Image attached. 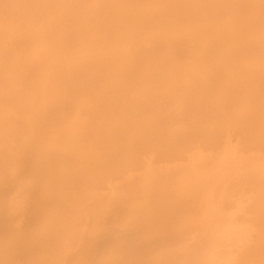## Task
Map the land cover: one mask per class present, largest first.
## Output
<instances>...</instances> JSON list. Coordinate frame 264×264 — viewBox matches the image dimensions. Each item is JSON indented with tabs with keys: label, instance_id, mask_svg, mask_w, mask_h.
<instances>
[{
	"label": "bare ground",
	"instance_id": "6f19581e",
	"mask_svg": "<svg viewBox=\"0 0 264 264\" xmlns=\"http://www.w3.org/2000/svg\"><path fill=\"white\" fill-rule=\"evenodd\" d=\"M161 0H0V38L2 37H7L9 42L13 43L14 45H18L19 42L22 41V43H25L26 41L29 43V45L31 46H37V47H40L41 48V59H43L45 63L44 66L45 68H47L45 71H42L41 74L37 77L39 78V80L36 79V81H39L40 84H39V91L35 94H32V95H28L26 96L25 94H22L18 91V89H16L15 87H7L6 85L4 86V84L2 83V81L0 80V126H2L3 124H5L3 127H0V133H2L3 137L1 136L2 140L3 141H6L7 144L9 145V147H5L7 149H5V156H1L0 155V226L3 228V232L0 231V233L2 232L1 236H0V264H20V262L18 263L17 261V257L15 254H19L21 257H27V258H32L34 264H60L62 262L63 264V253H62V244H61V234H62V231L63 230H66V227L68 225V221H70L71 216L72 214L74 215V218H78L76 217L78 215L75 216V213H73L72 211V208L77 206L78 207V204L80 202H82L83 198H85L88 194V191L91 190L89 189L91 186H89V184L91 183V181H97L98 178H100L102 172L107 168L111 171V169L114 167V166H117V162L120 161V158L122 156V154L125 156H128L127 153H130L131 155H136L138 154L137 153V149L140 150V152H142V149H139L141 146L143 147L142 144H145L146 142V146L147 145V142L150 140H152L150 143V145H152V142H155V140L158 138L157 136L160 134L158 132H160V129L162 130L163 127H165V125H168L169 122L167 121V123L164 121L165 118L162 117V112L164 113V111H161L162 110V103L166 100V94L165 93L166 91L168 92V94L170 95V91L168 90H165L164 88H160L158 91L156 90L154 93H152L151 90H147L150 86H148V88L146 89L147 91H149V94H152V97L151 99L153 98L154 101L152 100V103L153 104H150L148 106H144V105H139L141 103H137L136 101H133V103L131 102L132 100H130V96H129V92H128V95L130 99H128V97L125 95L124 93V89L125 91L127 90L126 88L130 87V86H133L135 83L139 84L136 79L138 76H141L143 77L144 74H141L142 71L139 69L138 71H135V64L133 66L131 65L130 62H127L128 61V58L126 61V64L125 62L123 63L121 59H123V57L118 60V58H120V55L118 56V58H115V55H117V52L115 50H119L117 49L116 47L118 48H121V46L123 47V49L125 48L123 44L125 43H122V41H131L133 42L132 46L135 45V41H137L135 39V33H137L138 35H140L139 33L141 32H145L146 31L148 32L146 38L147 39H150V40H147L148 41H155L157 39V31L161 30L163 27H171V28H176L175 25H177V28L179 27L178 25H180V23H184V26H180L182 28L184 33L186 32L190 37H192L193 41L191 42L195 44V42L198 41H205L207 40L208 43H203V48L201 49V51H197L196 55H195V60H200L201 59V62H202V65H203V68L205 67V65H209L210 69H213L215 71V74L217 75L218 73H220L221 71H223L224 69H226V65L227 64H230V62L232 60L235 59V57L238 55L237 54V51H235L234 49L237 47V44L235 46V44H233L235 47L234 49L232 50H228L231 55V52H232V55L230 56L227 51L226 55L228 56H223L225 55L224 53H221L222 55H219V57H214L215 59H212V56L217 54L218 55V50H219V46L216 42V39L215 41H212L211 40V37L209 35V31L207 26H209L208 24L212 23L209 21V23L207 24L206 26V23L205 25H203V23H201L200 21H202L203 19L199 16V15H192L191 13H189L188 16H184V13L181 12V10L177 12H167L166 14H162L161 12H159V10L156 9V7H158L159 3H160ZM167 1V0H166ZM172 1V0H171ZM178 1V0H177ZM181 1V2H180ZM187 1H191V0H179V2L181 3L180 5L181 6H185V7H188L189 4H187ZM197 1V0H196ZM200 1V0H199ZM202 1V0H201ZM210 1V0H209ZM220 1V0H217V2ZM225 1H230V0H225ZM234 2V0H232ZM230 1V2H232ZM238 2V0H236ZM243 1V0H242ZM251 1V0H249ZM256 1V0H255ZM162 2V1H161ZM169 2V1H168ZM174 2V1H172ZM178 2V3H179ZM205 2V1H204ZM208 2V1H207ZM213 2V0H212ZM221 2V1H220ZM224 2V0L222 1ZM228 2H226L228 4ZM193 3V2H191ZM199 3V2H198ZM197 3V4H198ZM251 4V2H248ZM253 3V2H252ZM260 3V2H259ZM173 3H169L168 5H170ZM194 4V3H193ZM196 4V3H195ZM196 4V5H197ZM202 5V2L200 3ZM204 4V3H203ZM207 4V3H206ZM211 4V3H210ZM215 4V1L214 3ZM217 4V3H216ZM225 5V3H222ZM231 4V3H229ZM233 5H235L234 3H232ZM264 4V3H263ZM263 4L261 3V5L263 6ZM179 5V4H178ZM232 5V6H233ZM237 5L239 6V3H237ZM248 5V4H247ZM162 6V5H161ZM164 6H166V4H164ZM175 6V5H174ZM200 6V5H199ZM226 6V5H225ZM229 5L226 6V10L224 11H228V13L231 11H229V7H231V5L228 7ZM242 6V5H241ZM249 6V5H248ZM251 6V5H250ZM171 7V6H170ZM176 7V6H175ZM180 7V6H179ZM198 7V6H197ZM202 7V6H201ZM200 7V8H201ZM204 7V6H203ZM206 7V5H205ZM219 7H221V9L223 8L224 9V6L222 7V5H220ZM234 7V6H233ZM230 8V9H233L236 8ZM253 7V6H252ZM259 7V6H258ZM161 8V7H160ZM174 8V7H173ZM182 7H180L181 9ZM192 10H193V6L191 7ZM195 8V6H194ZM199 8L200 11H206V10H201ZM217 10L219 9L218 7H216ZM215 8V9H216ZM241 8V7H240ZM239 8V9H240ZM167 9L169 10V7H167ZM183 9V8H182ZM196 9V8H195ZM205 9V8H204ZM208 10V7L206 8ZM212 9V8H211ZM237 8V10H239ZM251 9V7L249 8ZM258 9V8H257ZM261 6H260V9L259 11L262 12L263 10H261ZM264 9V7H263ZM161 10V9H160ZM171 10V9H170ZM169 10V11H170ZM173 10V9H172ZM178 10V9H176ZM185 10V9H184ZM198 10V9H197ZM232 10V11H233ZM236 10V9H235ZM241 10V9H240ZM248 10V9H247ZM246 10V11H247ZM196 11V10H195ZM199 11V12H200ZM209 11V10H208ZM212 10H210L209 12H211ZM213 11H214V8H213ZM250 11V10H249ZM253 11V10H252ZM188 12H189V8H188ZM207 12V11H206ZM217 11H214V13L216 14ZM234 12V11H233ZM232 12V14H233ZM239 12V11H238ZM256 11H253V14L255 13ZM259 12V13H260ZM196 13L198 14V12L196 11ZM202 13V12H201ZM205 13V12H204ZM203 13V14H204ZM212 13V12H211ZM213 13V14H214ZM235 13V12H234ZM237 13V12H236ZM240 13V12H239ZM246 13V12H245ZM251 13V12H250ZM257 13V14H259ZM263 13V12H262ZM261 13V17L263 18V14ZM191 14V15H190ZM207 14V13H205ZM214 14V16H215ZM227 14V12L225 13ZM230 14V13H229ZM248 14V12L246 13ZM245 14V15H246ZM252 14V13H251ZM252 14V15H253ZM208 15V14H207ZM217 15V14H216ZM231 15V14H230ZM230 15H227V17H230L232 18ZM203 16V15H202ZM209 16V15H208ZM223 16V15H222ZM235 16L236 18V14L233 15V17ZM238 16V14H237ZM240 16V15H239ZM244 17V15H242ZM249 16V15H248ZM247 16V17H248ZM216 18V17H215ZM219 18V16H218ZM221 18V17H220ZM235 18H232L235 19ZM252 18H255L254 16ZM202 19V20H201ZM238 19V17H237ZM218 20V19H217ZM241 21V18L239 19ZM244 20V18H243ZM242 20V21H243ZM248 20V19H247ZM246 18L244 21H247ZM253 20V19H251ZM259 19H255L253 20V23L249 25V27L252 28V25L255 24L254 21L258 24L259 22ZM263 20V19H262ZM207 21V19H206ZM234 21V20H233ZM241 21V23L243 24V22ZM261 21V20H260ZM264 21V20H263ZM200 22V23H199ZM205 22V21H204ZM208 22V21H207ZM214 22V21H213ZM221 22V21H220ZM235 22H236V19H235ZM248 22V23H249ZM239 24V21L237 22ZM236 23V24H237ZM246 23V22H245ZM244 23V25H245ZM241 24V25H242ZM247 24V23H246ZM261 24H263L261 22ZM212 25V24H211ZM215 25V24H214ZM216 25H219L218 23ZM228 25V24H227ZM247 25V26H248ZM206 26V28H205ZM223 26V25H222ZM246 26V27H247ZM257 27L259 26L256 25ZM264 25H260V27H263ZM226 27V26H225ZM233 27V26H232ZM231 27V28H232ZM242 27V26H240ZM246 27H242L244 29H241V28H238L241 29L239 30V32H242L246 29ZM224 28V26H223ZM230 28V27H229ZM228 28V29H229ZM250 28V29H251ZM255 28V27H254ZM143 31H142V30ZM170 29V28H169ZM169 29L168 31H165V32H169ZM227 29V28H226ZM257 29V28H256ZM259 29V28H258ZM257 30H254L255 32L258 31ZM261 29V28H260ZM259 29V30H260ZM163 30V29H162ZM173 30V29H172ZM179 30V29H178ZM222 30V29H221ZM247 30H248V27H247ZM262 30V29H261ZM133 31H136L135 33ZM175 31V30H174ZM227 31V30H225ZM234 31V30H231V32ZM249 31H252L249 30ZM263 31H264V28H263ZM134 35H132L133 33ZM160 32V31H159ZM230 32V31H229ZM228 32V33H229ZM254 32V33H255ZM262 32V31H261ZM260 32V33H261ZM132 33V34H131ZM164 33V32H163ZM243 33V32H242ZM251 33V32H250ZM250 33H248L247 31V35H250ZM253 33V32H252ZM259 33V32H258ZM264 33V32H262ZM136 34V35H137ZM224 34V33H223ZM227 34V33H226ZM246 34V30H245V33ZM243 34V35H244ZM257 34V33H256ZM142 35V33H141ZM161 35V34H160ZM213 35V33H212ZM225 35V34H224ZM229 35V34H228ZM227 35V37H229ZM246 35V37H247ZM255 35V34H253ZM253 35L251 37H253ZM259 36H261L260 34H257ZM172 36V35H171ZM188 36V37H189ZM220 36V34H219ZM237 36V35H236ZM258 36V38H259ZM141 37V36H140ZM143 39L145 40L146 38L142 35ZM161 37V36H160ZM159 37V38H160ZM214 37V35H213ZM218 37V36H217ZM224 36H221V40ZM226 35H225V38H227ZM238 37V36H237ZM256 37V36H254ZM263 37V34L262 36ZM3 38V39H4ZM137 38V36H136ZM224 38V39H225ZM248 38V37H247ZM26 41L24 42L23 40ZM135 39V40H133ZM187 39V38H186ZM264 39V38H263ZM263 39H261L262 41H264ZM219 40V41H221ZM229 40V38H228ZM255 39H253L254 41ZM139 41V40H138ZM159 41V40H158ZM185 41V40H183ZM223 41V40H222ZM221 41V42H222ZM227 41V40H226ZM233 41V40H232ZM250 41L252 42V38L250 39ZM249 39L247 42H250ZM259 39H258V44L259 43ZM260 41L262 44L264 42ZM140 42V41H139ZM187 42V41H186ZM220 42V43H221ZM229 42V41H228ZM227 42V43H228ZM256 42V40L254 41V43ZM27 43V44H28ZM146 43V41H145ZM202 43H201V46H202ZM216 43V44H215ZM226 43V42H225ZM253 43V44H254ZM127 44V43H126ZM125 44V46H126ZM130 46H131V43H129ZM137 44V43H136ZM147 44V43H146ZM151 44V43H150ZM162 44V43H161ZM223 44H224V41H223ZM252 44V43H251ZM252 44V45H253ZM261 44V45H262ZM138 45V44H137ZM182 45V44H181ZM193 45V44H192ZM200 45V44H199ZM197 45V46H199ZM221 45V44H219ZM228 45V44H226ZM224 45V46H226ZM264 45V44H263ZM128 46V47H130ZM131 46V47H132ZM136 46V45H135ZM161 46V45H160ZM251 46V45H250ZM255 47H258V48H261L264 46H258L257 44L255 45ZM4 47V46H3ZM19 47V46H18ZM137 47V46H136ZM185 47V46H184ZM191 47V45H190ZM194 47V46H193ZM191 47V48H193ZM227 47V46H226ZM233 47V46H232ZM242 47V45H241ZM252 47V46H251ZM26 49V47H24ZM31 48V47H30ZM195 48H201V47H195ZM221 48H223L221 46ZM220 48V49H221ZM228 48V47H227ZM229 48L231 49V47L229 46ZM238 48H240L238 46ZM244 48V47H243ZM254 48V47H252ZM251 48V49H252ZM29 49V47H28ZM122 49V48H121ZM120 49V50H121ZM130 49V48H129ZM189 49V48H187ZM194 49V48H193ZM193 49H190L189 51H192ZM226 48L224 47V49H222L221 51L223 52V50H225ZM0 52L2 54H4V59L8 56V51L6 48H0ZM19 50V49H18ZM125 50V49H124ZM131 50V49H130ZM237 50V49H236ZM241 50L238 49V52ZM258 49L254 48L252 49V51H256V54L259 52V50L257 51ZM261 50V49H260ZM264 50V49H262ZM25 51V50H24ZM30 51V50H28ZM27 51V53L29 54V52ZM127 51V49H126ZM162 51V50H161ZM168 51V50H167ZM185 51L188 52V50L185 49ZM184 51V52H185ZM220 51V52H221ZM245 51V50H244ZM250 51V52H252ZM120 52V51H119ZM122 52V50H121ZM120 52V53H121ZM133 52H136V51H133ZM132 52V53H133ZM179 52V56L180 55V51ZM177 52V53H178ZM183 52V51H182ZM243 52V51H241ZM246 52V51H245ZM254 52H252L253 54L252 55H256ZM260 52H263V51H260ZM259 52V54H260ZM21 53V52H20ZM27 53H23L25 55H28ZM116 53V54H115ZM124 53V52H122ZM121 53V54H122ZM126 53V52H125ZM130 53V52H129ZM138 53V52H137ZM163 53V52H162ZM164 54V53H163ZM183 54V53H181ZM188 54V53H187ZM186 54V55H187ZM241 54H245V53H241ZM264 54V53H263ZM124 55V54H123ZM127 55V54H126ZM135 55V53H134ZM144 55V54H143ZM185 55V53H184ZM189 55V54H188ZM247 55V53H246ZM249 55V54H248ZM247 55V56H248ZM158 56V55H157ZM166 56V55H165ZM244 56V55H243ZM242 56V57H243ZM264 56V55H263ZM27 57V58H26ZM25 59H28L29 57L26 56ZM37 57V56H36ZM128 57V56H127ZM155 57H156V53H155ZM154 57V58H155ZM183 57V56H182ZM190 57V56H189ZM238 57V56H237ZM241 57V58H242ZM256 57V56H254ZM257 57H258V54H257ZM256 57V58H257ZM261 57V54L259 55V59ZM135 58V57H134ZM170 58V57H169ZM192 58V57H191ZM190 58V59H191ZM228 58V59H227ZM248 57H246V59H248ZM253 58V57H252ZM256 58H253V59H256ZM257 58V59H258ZM263 58V57H261ZM124 59H126V56H124ZM133 60V58H131ZM129 59V60H131ZM145 59V58H144ZM148 59V58H147ZM157 59V58H155ZM157 62V60H155ZM162 59V58H161ZM180 59V58H179ZM182 59V58H181ZM256 59V62L258 61H261L258 59L257 61ZM29 60V59H28ZM27 60V62H28ZM31 60V59H30ZM160 58H158V62H159ZM187 60V59H186ZM241 60V59H240ZM251 60V58H250ZM249 60V63L251 62V64H253L254 62H252V60L250 61ZM8 61V60H7ZM18 59L16 58H13V62L17 63ZM42 61V60H41ZM124 61V60H123ZM134 61V60H133ZM143 61V60H141ZM161 61V60H160ZM243 61V60H242ZM35 62V61H34ZM245 62V61H243ZM247 62V61H246ZM264 62V60H263ZM7 63V62H6ZM5 63V64H6ZM20 63V62H19ZM42 63V62H41ZM130 63V65L128 64ZM133 63V62H132ZM135 63V62H134ZM140 63V61H139ZM144 63V62H143ZM146 63V61H145ZM149 63V62H147ZM173 63V62H172ZM177 63V62H176ZM196 63V62H195ZM237 63L236 60H234V63H231V64H235ZM260 63V62H258ZM257 63V64H258ZM4 64V61H3V58H1L0 56V78H2L1 76L4 74L5 71H3V65ZM8 64H9V61H8ZM22 64V63H21ZM141 64V63H140ZM163 64V63H162ZM165 65H167L166 63H164ZM182 64V63H181ZM246 64V63H245ZM255 64V63H254ZM256 64V66H258ZM7 65V64H6ZM143 65V64H142ZM146 64H144L143 66H145ZM150 65V64H149ZM153 65V64H152ZM177 65V64H176ZM196 65V64H195ZM200 65V64H198ZM243 65V64H242ZM261 65V64H260ZM9 66V65H8ZM141 66V67H143ZM155 65H153L154 67ZM168 66H170V64H168ZM175 66V65H174ZM173 66V68H174ZM233 66V65H232ZM237 66V65H236ZM235 66V68L237 69V67ZM262 66V65H261ZM15 69L16 66H13ZM150 67V66H149ZM148 65H147V68L149 69ZM152 67V68H153ZM162 67V66H161ZM196 67V66H195ZM195 67L193 69H195ZM198 67V66H197ZM208 67V66H206ZM213 67V68H212ZM251 67V66H250ZM254 67V66H253ZM43 68V67H42ZM144 68V67H143ZM146 68V66H145ZM145 68L143 70H145ZM151 68V67H150ZM163 69L166 68L162 67ZM171 68V67H170ZM177 68L179 69L180 68V65L179 67L177 66ZM231 68V67H229ZM234 68V67H232ZM241 68H243L241 66ZM12 69V70H13ZM21 69V68H20ZM33 69V67H32ZM36 69V68H35ZM146 69V70H148ZM155 69V67H154ZM153 69V71H154ZM161 69V68H160ZM159 69V70H160ZM169 69V68H167ZM177 69V70H178ZM201 69V67H200ZM198 68V70H200ZM244 69V68H243ZM18 70V68H17ZM137 70V69H136ZM158 70V69H156ZM165 70V69H164ZM163 70V71H164ZM176 70V71H177ZM192 70V69H191ZM209 70V69H208ZM238 70V69H237ZM241 70V69H240ZM240 70H238L237 72H239ZM254 68L252 69V73H254ZM258 72H261L258 68H257ZM257 70L255 71V73L257 72ZM21 71V70H19ZM151 71V70H148V72ZM170 71V70H169ZM194 71V70H192ZM204 70H202V73H203ZM212 70H210L211 72ZM232 72H235L231 69ZM248 70L245 68V70H243V73H245V75L247 76V74L250 73V75H252L251 72H245ZM263 71V70H262ZM14 72V70H13ZM12 72V73H13ZM22 72V71H21ZM33 72L35 73L34 69H33ZM156 72V71H155ZM158 72V71H157ZM156 72V73H157ZM165 72V71H164ZM163 72V73H164ZM189 72V71H188ZM196 72V70H195ZM199 71H197L198 73ZM213 72V71H212ZM224 72V71H223ZM226 72V71H225ZM224 72V73H225ZM228 72L230 71H227V74ZM242 72V71H240ZM9 73V72H8ZM33 73V74H34ZM143 73H146V71H143ZM161 73V72H160ZM167 73V72H166ZM171 73V72H170ZM169 73V74H170ZM175 73V72H174ZM191 73V71H190ZM193 73V72H192ZM207 72H205L206 74ZM222 73V72H221ZM222 73V74H224ZM254 73V74H255ZM14 74V73H13ZM12 74V75H13ZM29 74V72H28ZM32 74V75H33ZM151 75L153 73H150ZM150 74H149V77H150ZM181 74L178 72V75ZM185 74L182 73L181 75ZM204 74V75H205ZM213 74V73H212ZM211 74V75H212ZM213 74V75H215ZM226 74V73H225ZM241 75V73H239ZM253 74V75H254ZM258 74V73H257ZM255 74L256 76H259ZM263 74V73H262ZM27 75V74H26ZM25 75V76H26ZM158 75V74H157ZM161 75V74H160ZM163 75V74H162ZM161 75V76H162ZM177 75V82L180 81L179 77L180 75L178 76ZM192 75V74H191ZM201 74H199L200 76ZM203 75V74H202ZM229 75H232L229 73ZM235 75V74H234ZM239 75V76H240ZM7 76V75H6ZM5 76V77H6ZM16 76V75H15ZM15 76H11L10 78L12 77H15ZM37 76V74H36ZM187 76H189L187 74ZM198 76V77H199ZM207 76V75H206ZM210 76V75H209ZM223 76V75H222ZM31 78V76H29ZM145 77H146V80H144L143 83H145L144 85H146L148 83V80L147 78H149L147 76V74H145ZM152 77V76H151ZM149 78V79H152V78ZM183 77V76H181ZM195 77V75H194ZM197 77V76H196ZM197 77V78H198ZM201 77V76H200ZM199 77V78H200ZM203 77V76H202ZM205 77V76H204ZM203 79H206L204 78ZM214 77V76H213ZM213 77H208L209 81L211 79H213ZM217 76H215L216 78ZM229 77V76H227ZM249 77V76H247ZM246 77V78H247ZM262 77V76H261ZM4 78V77H3ZM140 78V77H139ZM144 78V77H143ZM159 78V77H157ZM163 78V77H162ZM174 78V77H173ZM189 78V77H188ZM196 78V80L198 81V79ZM218 78V77H217ZM223 79V77H220ZM230 78V77H229ZM245 78V79H246ZM256 78V77H254ZM16 79V78H15ZM19 79V78H17ZM33 79V78H31ZM155 80L156 79V75H155ZM170 79L171 76H170ZM194 79L193 77L191 78L190 77V80ZM201 79V78H200ZM228 79V78H227ZM231 79V78H230ZM243 78V80H245ZM248 79V78H247ZM22 79H19V81H21ZM24 80V79H23ZM169 80V79H168ZM176 80V79H175ZM175 80H172V81H175ZM189 80V79H187ZM186 80V81H187ZM189 80V82H190ZM255 82L256 80L253 79ZM7 81V80H6ZM147 81V82H145ZM151 82H154L152 80H150ZM160 81V80H159ZM164 81L163 83H165V81H167L166 79L165 80H162ZM183 81V80H182ZM204 81V80H203ZM206 81L208 82V80L206 79ZM212 81V80H211ZM216 81V80H214ZM214 81H213V85L212 86H215L214 85ZM221 81V80H220ZM218 81V82H220ZM225 81V80H224ZM225 84H227L226 82H224ZM236 81V77H235V80ZM233 81V83H234ZM242 81V80H241ZM247 81V80H246ZM252 81V79L250 80ZM248 80V82H250ZM27 82V81H26ZM26 82L24 83V85L26 84ZM29 82V81H28ZM27 82V83H28ZM31 82V81H30ZM35 82V80H34ZM37 82V83H39ZM128 82V83H127ZM150 82V83H151ZM156 82V81H155ZM171 81H169L170 83ZM176 82V81H175ZM176 82V83H177ZM185 82V81H184ZM183 82V83H184ZM194 82L192 80V83H188L189 84H192L194 85ZM217 82V81H216ZM217 82V83H218ZM228 82V81H227ZM231 82H232V79L231 81L228 83L231 85ZM246 82V83H248ZM9 83V82H8ZM13 83V82H12ZM21 84L23 83L20 82ZM141 83V84H143ZM168 83V84H169ZM181 83V81H180ZM212 83V82H211ZM221 83V82H220ZM218 84V85H224V84ZM232 83V84H233ZM236 83V82H235ZM251 83V82H250ZM15 84V83H14ZM29 84V83H28ZM32 84V83H30ZM149 84V83H148ZM158 82H156L155 84H151L152 86L154 85H157ZM166 84V83H165ZM163 84V85H165ZM171 84V83H170ZM174 84V83H173ZM197 85V82L195 83ZM200 85V82L198 83ZM202 84V83H201ZM205 84V82H204ZM238 84L240 83H237L236 85L238 86ZM242 84H243V81H242ZM257 84H264L262 83V80H261V83H258L257 81ZM18 85V84H16ZM161 86V84H158ZM167 85V84H166ZM165 85V86H166ZM172 85V84H171ZM191 85V87H193ZM199 85L198 88L200 87ZM207 85V84H206ZM234 85V87L236 86ZM244 85V84H243ZM27 86V85H26ZM30 87V85H28ZM27 86V87H28ZM34 86V85H33ZM137 86V85H136ZM145 86V88L147 87ZM164 86V87H165ZM176 86V85H175ZM179 86V85H177ZM195 86V85H194ZM196 86V88H197ZM211 86V87H212ZM217 86V85H216ZM241 86V84H240ZM20 87V86H19ZM22 87V85H21ZM24 87V86H23ZM140 88V86H137ZM136 87V88H137ZM144 87V86H143ZM173 87V86H172ZM169 87L168 88H172ZM182 87H186V86H182ZM190 87V85H189ZM189 87L186 89L187 91L189 90ZM203 88V85L201 86ZM220 86H217V90L219 89ZM231 87V86H230ZM242 87V86H241ZM246 87V86H245ZM250 87V85H249ZM248 87V88H249ZM25 88V87H24ZM133 87H131L132 89ZM136 88H133L136 90ZM137 90V93H141L139 92L140 90ZM144 88V89H145ZM151 88V87H150ZM153 88V87H152ZM166 88V87H165ZM166 88V89H168ZM209 88V87H208ZM237 88V87H236ZM234 88V89H236ZM248 88H246L248 90ZM251 88V87H250ZM260 88V87H259ZM35 89V88H34ZM143 89V88H142ZM143 89V91H144ZM155 89V88H154ZM174 90H176V88H173ZM178 89V88H177ZM184 88H179V90H183ZM191 89V88H190ZM213 89H215L213 87ZM230 89V88H229ZM232 89V91L234 90ZM243 90V91H246L245 89L243 88H240V90ZM258 89V88H257ZM21 90V89H20ZM32 90V89H31ZM146 90L144 91L145 93L148 94V92H146ZM172 90V89H171ZM178 90V91H179ZM206 90L210 91V88ZM237 90L239 91V88H237ZM241 90V91H242ZM260 90V89H259ZM262 90V89H261ZM33 91V90H32ZM130 91V89L128 90ZM134 91V90H133ZM154 91V90H153ZM173 91V90H172ZM186 91V92H187ZM194 91H198V90H193L189 91V92H194ZM206 91V92H207ZM219 91V90H218ZM228 90V92H225V93H230L232 91ZM236 91V90H235ZM235 91L233 96L234 95L236 96V94L238 95H241L237 92L235 94ZM243 91H242V95H243ZM249 91V90H248ZM246 91V92H248ZM252 91V90H251ZM256 91V90H255ZM263 91V90H262ZM261 91V92H262ZM175 92V91H174ZM177 92V90H176ZM183 92H185L183 90ZM215 91H213L214 93ZM253 92V91H252ZM257 92V91H256ZM260 92V93H261ZM165 93V95L163 94ZM180 93V96L182 97L183 95H181V91L179 92ZM179 93H175L177 95H179ZM212 93V92H211ZM219 93V92H217ZM221 93V92H220ZM143 94V93H142ZM147 94H145L147 96ZM167 94V96H168ZM174 95V93L171 92V95ZM198 94V93H197ZM196 94V96H197ZM207 94H209V92L206 93V97H207ZM216 94V92L214 93ZM245 94L247 93H244V96ZM251 94V93H250ZM264 94V93H263ZM131 95V94H130ZM136 95V94H135ZM134 95V96H135ZM164 95V96H163ZM193 95V94H192ZM190 94V96H192ZM199 95V94H198ZM201 95V94H200ZM199 95V96H200ZM209 95H212V94H209ZM220 97H223L221 94H219ZM218 96L217 97V100H218ZM226 95V94H225ZM224 95V96H225ZM230 95L227 94V96L229 97ZM141 96V94H140ZM144 96V95H143ZM145 96V99L148 97ZM185 96V95H184ZM183 96V98H180L179 101H183V99H185ZM188 96V98L190 97ZM195 95H193L194 97ZM198 96V97H199ZM247 96V95H246ZM249 96V95H248ZM139 97V95H138ZM166 97V98H165ZM171 97V96H170ZM186 97V96H185ZM201 97V96H200ZM212 97V96H210ZM215 97V95L213 96ZM212 97V100H214ZM215 97V98H216ZM226 97V96H225ZM239 97V96H237ZM260 98V96H258ZM257 97V98H258ZM135 98V97H134ZM137 98V97H136ZM141 100L142 98L144 99V97H139ZM150 98V97H149ZM204 98V97H203ZM246 98V97H245ZM264 98V97H263ZM133 99V97H132ZM211 98H209L210 100ZM224 99V98H223ZM229 99V98H228ZM230 99H233V98H230ZM229 99V100H230ZM248 99V98H247ZM252 99V98H251ZM130 102H129V101ZM135 100V99H134ZM138 100V99H136ZM149 100V99H148ZM170 100V99H168ZM173 100V99H172ZM191 100V99H190ZM201 100V99H200ZM216 100V102H217ZM250 100V99H249ZM255 99L253 98V101ZM145 101V100H143ZM147 101V100H146ZM171 101V100H170ZM175 101V100H174ZM173 101V102H174ZM180 101V103H182ZM202 101H204L202 99ZM221 101V99H220ZM231 102L233 100H230ZM238 101V100H237ZM251 101V100H250ZM257 103L259 102L258 99H256ZM137 104H136V103ZM140 102V101H139ZM167 102V101H166ZM197 102H198V99H197ZM205 102V101H204ZM215 102V101H214ZM226 102V101H225ZM224 101L222 102H218L216 103L218 106L220 103H225ZM235 102V101H234ZM239 102V101H238ZM263 102V101H261ZM259 102V103H261ZM149 104V101L147 102ZM194 103V102H193ZM192 103V104H193ZM201 103V102H200ZM206 103H208L206 101ZM213 103V102H212ZM145 104V103H144ZM165 104V102H164ZM185 104V102H184ZM195 104V103H194ZM205 104V103H203ZM229 103H227L228 105ZM238 104V103H237ZM236 104V105H237ZM246 104V103H245ZM264 104V103H263ZM171 105V104H170ZM174 105V104H172ZM177 104H175L174 106H176ZM180 105V104H179ZM188 105V104H185V106ZM206 105V104H205ZM209 105V104H208ZM225 105V104H224ZM254 105V104H253ZM260 105V104H259ZM258 105V106H259ZM262 105V104H261ZM169 106V105H168ZM173 106V107H174ZM189 108L190 105H188ZM198 106V104H197ZM200 106V105H199ZM210 106V105H209ZM214 106V105H213ZM229 106V105H228ZM232 106V105H231ZM257 106V108H259ZM160 107H161V110H160ZM166 108L167 105H163V108ZM172 107V108H173ZM212 107V106H211ZM210 107V108H211ZM223 107V106H222ZM230 107V106H229ZM228 107V109H229ZM241 107V106H240ZM243 107V106H242ZM248 107V106H247ZM251 107V106H250ZM256 107V105L254 106ZM168 108V107H167ZM180 108V107H178ZM176 111H177V109ZM188 108V109H189ZM204 108V106H203ZM207 108V107H206ZM206 108H204L205 110H207ZM210 108H208L210 110ZM221 108V107H219ZM227 108V107H226ZM233 108V106H232ZM239 108V107H238ZM257 108H251L252 110H257ZM70 110V109H76L77 110V114H76V120L74 121H79V119L81 118H84V121L83 120H80V121H83V123L81 122H78L77 125H79L80 123V126H76L75 124H73L72 126H75V127H72L73 129L70 130V133H67L68 135H64V138L62 140L60 139H56L54 140L53 142L51 141L50 143L53 144V147L49 145H51L50 143H45L44 141V137L42 135L46 134L47 132L42 133L41 129L42 128H46L49 124L51 125H56V123L58 122V117L57 115H60L62 114L61 112L64 111V110ZM153 109L154 110V113H153ZM169 109H171L169 107ZM168 109V111H169ZM182 109V108H181ZM184 109V107H183ZM192 109H194V107H192ZM199 109V107H198ZM201 110H203L202 108H200ZM212 109V108H211ZM214 109V108H213ZM222 109V108H221ZM224 109V108H223ZM247 109V108H245ZM250 108H248V110H251ZM264 109V108H263ZM262 109V111H263ZM151 110V112H150ZM160 110V111H159ZM186 110V109H184ZM197 109H195L196 111ZM200 110V111H201ZM220 110V109H219ZM260 110V109H259ZM73 111V110H72ZM167 111V109H166ZM172 111V110H171ZM182 111V110H181ZM217 111V109H216ZM215 111V112H216ZM225 111V110H224ZM233 112L236 111V110H232ZM261 111V112H262ZM75 112V110L73 111ZM170 112V111H169ZM174 113V109L172 111ZM193 112V111H192ZM223 112V111H222ZM228 112V111H227ZM232 112V113H233ZM237 112V111H236ZM249 112V111H248ZM259 112L258 111V115H259ZM72 113V112H71ZM70 113V114H71ZM172 113V114H173ZM177 113V112H176ZM179 113H181L179 111ZM195 113V112H194ZM197 113V112H196ZM199 113V111H198ZM201 113V112H200ZM200 113L198 114V116L200 115ZM210 113V112H209ZM208 113V114H209ZM214 113V112H213ZM212 113V114H213ZM218 113V111L216 112V114ZM220 113V112H219ZM231 113V114H232ZM239 113V112H238ZM247 113V112H246ZM251 113V112H249ZM248 113V114H249ZM255 113V112H253ZM75 114V113H74ZM166 114V113H165ZM171 114V112H170ZM190 114V113H189ZM215 114V113H214ZM213 114V115H214ZM227 113V115L231 116L232 115ZM236 114V113H235ZM234 114V115H235ZM263 114V113H262ZM63 115V114H62ZM60 115V116H62ZM68 115V114H67ZM167 115V114H166ZM169 115V114H168ZM186 115V113H185ZM181 117V114H180V118H184V116ZM203 115V114H201ZM212 115V116H213ZM222 116L225 114H221ZM237 115V114H236ZM244 116H247L245 114H243ZM255 115L256 116V113L255 114H252V116ZM257 115V116H258ZM70 116H73V115H70ZM175 116V115H174ZM174 116H171V117H174ZM187 116V115H186ZM216 116V115H214ZM218 116V115H217ZM215 118V120L220 117L218 116ZM221 116V117H222ZM239 116V115H238ZM249 118L247 119H250L251 120H254L255 116H253L254 118L252 119L251 115L249 114ZM262 116L264 115H261V119H262ZM69 117V116H68ZM75 117V116H74ZM73 117V118H74ZM178 117V116H177ZM189 117H192V116H188ZM205 116H203L204 118ZM210 117V116H209ZM243 117V116H242ZM248 117V116H247ZM260 117V116H259ZM175 118V117H174ZM173 118V119H174ZM193 118V117H192ZM195 120L196 117H194ZM202 118V119H203ZM206 118V117H205ZM230 117H228V120H229ZM237 119V117H235ZM234 118V119H235ZM246 118V117H245ZM258 118V117H257ZM75 119V118H74ZM168 119V117H167ZM171 119V118H170ZM171 119V120H173ZM179 119V117H178ZM211 119V122L209 123V125L212 124V118H209V120ZM223 119V118H222ZM222 119H221V123H222ZM234 119L232 120L234 122ZM242 119V118H240ZM239 119V122H243L244 119H242L243 121H240ZM169 120V119H168ZM177 120V118H176ZM176 120L174 121H171L173 124L174 122H176ZM180 120V119H179ZM190 120V119H189ZM207 119H203V121L201 122V125H199L197 122L195 123L196 125L198 124L199 127H197L196 125L195 126H189L190 130H191V134H193L192 132H194V135L195 133H202L203 131H205V129H202V125L204 124H207ZM231 120V118H230ZM229 120V121H230ZM170 121V120H169ZM188 121V120H187ZM192 121V120H190ZM198 121V122H199ZM223 121H226V120H223ZM165 124H164V123ZM170 122V123H171ZM189 122V121H188ZM228 122V121H226ZM247 123L249 121H246ZM245 122V123H246ZM264 122V121H262ZM59 123V122H58ZM57 123V124H58ZM61 123V122H60ZM73 123V121H72ZM180 123V122H179ZM182 123L184 122H181L180 124L183 125ZM190 123V122H189ZM213 123H216L215 121ZM220 123V121L218 122L217 121V124ZM220 123V124H221ZM235 123V122H234ZM246 123V124H247ZM257 123V121H256ZM255 121L254 123H252L253 125L250 127V129L254 128L253 131H256L255 129H257V126H254V124L256 125ZM261 123V122H260ZM172 124V125H173ZM178 125V123H176ZM186 124V122L184 123ZM192 124V122H191ZM190 124V125H191ZM218 124V125H220ZM223 125L225 123H222ZM221 124V125H222ZM245 124V125H246ZM258 124V123H257ZM170 125V124H169ZM208 125V126H209ZM220 125V126H221ZM235 125V124H234ZM237 125V124H236ZM241 125H244V124H241ZM264 125V124H263ZM60 126V125H58ZM171 126V125H170ZM174 126H176L174 124ZM205 126V125H204ZM215 126L214 130H212V125H211V129L208 130V131H211V132H206V137L205 135L203 136V139L204 141H222V146L224 145L223 144V140L227 137H225L223 140H220V136H222V133L224 131H221L220 130V126L218 127L217 125H213ZM216 126L219 128L217 129ZM225 126H227V123L225 124ZM230 126V125H229ZM240 126V125H239ZM250 126V125H249ZM254 126V127H253ZM67 127V126H66ZM70 127V126H69ZM168 127V126H167ZM166 127V128H167ZM173 127V126H172ZM172 127H168V135L167 136V139L169 140L168 142L171 143V145H178V149H179V146L180 145H184V142L182 144L181 141L188 139V134L187 132H185V134H187L186 136L183 135V132L182 135L180 136V131H176L175 128H172ZM179 127V126H177ZM176 127V128H177ZM223 127V126H222ZM235 127V126H234ZM248 127V126H247ZM259 127V126H258ZM260 127H262V125H260ZM259 127V128H260ZM3 128V131H1V129ZM56 129V127H54ZM61 128V127H60ZM59 128V129H60ZM206 128V126L204 127ZM225 128V127H223ZM221 128V129H223ZM229 129V127H227ZM226 128V130H227ZM232 129V127H230ZM51 130L48 126L47 130ZM58 129V128H57ZM63 129V128H62ZM208 129V127H207ZM230 129V130H231ZM239 131H240V128L238 127ZM237 129V130H238ZM243 132L241 131L240 134L242 133V136H243V133L245 132H249V131H252L246 127H243ZM249 129V130H248ZM262 130V128H260ZM44 130V129H43ZM48 130V131H49ZM164 130V129H163ZM166 130V131H167ZM183 130V129H182ZM203 130V131H202ZM224 130V129H223ZM229 130V132H230ZM233 130V129H232ZM234 130L236 131V129L234 128ZM258 130V129H257ZM264 130V129H263ZM62 131V130H61ZM228 131V130H227ZM225 131V132H227ZM252 131V133H253ZM260 131V130H259ZM44 132V131H43ZM50 132V131H49ZM54 132V131H52ZM224 132V133H225ZM228 132V133H229ZM55 135L57 134V137H58V133L57 132H54ZM166 132H164L165 134ZM204 133V132H203ZM226 133V135L228 134ZM235 133V132H234ZM233 133V134H234ZM250 133V132H249ZM252 133H250L252 135ZM263 133V132H262ZM51 134V133H50ZM49 134V136H50ZM53 134V133H52ZM51 134V135H52ZM62 134V133H61ZM65 134V133H64ZM163 134V137H165V135ZM190 134V133H189ZM198 134V135H199ZM231 134V133H230ZM238 134V133H237ZM261 134V133H260ZM47 135V134H46ZM60 135V133H59ZM162 135V133H161ZM255 134L253 133V136ZM264 135V133H263ZM54 136V135H53ZM52 136V137H53ZM188 136V137H187ZM192 136V135H190ZM201 136V135H199ZM248 136L247 134L245 135V137ZM193 137V136H192ZM198 137L197 135L194 137L196 138ZM241 137V136H240ZM252 137V136H250ZM248 136V138L246 137L245 140L249 139L250 138ZM261 138L264 136H260ZM56 138V137H55ZM54 138V139H55ZM62 138V137H61ZM160 138H162L160 136ZM159 138V139H160ZM190 138V137H189ZM200 138V137H199ZM197 138V139H199ZM219 138V139H218ZM232 139H234L232 136H231ZM244 138V137H243ZM164 139V138H163ZM166 139V140H167ZM210 139V140H208ZM218 139V140H217ZM229 139V138H228ZM242 139V138H241ZM240 139V141H241ZM165 140V141H166ZM190 139H188V141H190ZM194 140V139H193ZM201 140V138H200ZM201 140V141H202ZM239 140V138H238ZM244 140V139H243ZM244 140V141H245ZM263 140V139H262ZM2 141V142H3ZM157 142L160 141V144L162 142V140L160 139L158 141V139L156 140ZM165 141L163 140V142L165 143ZM186 141V140H185ZM187 141V142H188ZM199 141V140H198ZM198 141H195V142H198ZM203 141V142H204ZM226 141V139H225ZM231 141V139H230ZM234 141V140H233ZM237 141V138L234 142ZM250 141H251V138H250ZM250 141H246L247 145H245V147H247L250 143ZM264 141V140H263ZM263 141L260 142V146L261 143H263ZM148 142V143H149ZM185 142L187 145H190L189 142L187 143ZM194 142V141H192ZM204 142V143H206ZM219 142V143H220ZM229 142V140H228ZM142 143V144H140ZM180 145H179V144ZM220 143V144H221ZM231 143V142H229ZM233 143V142H232ZM245 142H243L244 144ZM245 143V144H246ZM254 143V142H253ZM256 143V142H255ZM254 143V144H255ZM258 143V142H257ZM160 144L157 146L159 148ZM210 144V142H209ZM240 144V143H239ZM242 144V143H241ZM91 145H94V146H91ZM140 145V146H139ZM149 145V146H150ZM157 145V144H155ZM154 145V146H155ZM164 145H168L167 143L166 144H163L162 148L164 149L166 146ZM171 145L169 144L168 146L171 148ZM185 148H189L190 146H187ZM208 145V143H206V146ZM215 145V142L213 144V147ZM217 145L219 146L218 142H217ZM216 146V149H218V147ZM232 145V144H231ZM230 145V146H231ZM237 145V144H236ZM252 145V143L250 144ZM259 145V144H258ZM264 145V144H263ZM2 146V145H1ZM90 146V148H89ZM145 146V145H144ZM145 146V148H146ZM152 147V146H150ZM173 146V149H175ZM183 146V148H184ZM234 146V145H233ZM232 146V147H233ZM240 146V145H239ZM257 147V145H255ZM3 147V149H4ZM141 147V148H142ZM156 147V148H157ZM176 147V148H177ZM182 147V146H181ZM208 147V146H207ZM211 147V146H210ZM212 147V149H213ZM264 147V146H262ZM260 147V148H262ZM144 149L143 150L146 152V150L148 149ZM153 150L156 151V152H159L161 150V147L159 149V151H157L158 149ZM184 148V149H185ZM187 148V149H188ZM191 148V147H190ZM189 148V149H190ZM215 148V147H214ZM225 148V147H224ZM251 148V147H250ZM249 148V149H250ZM252 148L254 149L255 147L252 146ZM151 149V148H150ZM149 149V153H151L152 151ZM162 149V150H163ZM173 149H170V151L173 153ZM183 149V150H184ZM199 149V148H198ZM223 149V147H222ZM234 149V148H233ZM232 149V150H233ZM242 149V148H241ZM257 150H259L258 148H256ZM167 150V148H166ZM176 150V149H175ZM181 150V149H180ZM190 150H193L192 148ZM189 152H192L190 151ZM200 150V149H199ZM199 150H195L199 152ZM207 150V149H206ZM204 151L202 149V151H204V153L206 154H211L210 152V148H209V152L208 150L207 151ZM215 150V149H214ZM224 150V149H223ZM261 150V149H260ZM259 150V151H260ZM3 151V150H2ZM143 151V153H141L140 155L144 154L145 155V152ZM148 151V150H147ZM151 151V152H150ZM169 151V149H168ZM186 151V150H185ZM184 151V152H185ZM213 151V150H212ZM222 151V150H221ZM227 151V150H226ZM244 151V150H243ZM256 151V150H255ZM254 151V152H255ZM171 152H168V154ZM188 152V151H187ZM194 152V151H193ZM197 152V153H198ZM201 152V150H200ZM233 152V151H232ZM231 152V153H232ZM237 152V151H236ZM235 152V153H236ZM126 153V155L124 154ZM161 153V151L159 152ZM165 153V152H163ZM178 153L176 151H174L173 153V158H175V155ZM186 153V152H185ZM184 153V155H185ZM215 154V151L213 152ZM217 153V152H216ZM220 152L218 151V154ZM222 153H226V152H222ZM221 153V154H222ZM240 153V152H238ZM261 153V152H260ZM154 154V153H153ZM156 154V153H155ZM167 154V156H168ZM187 155H189L188 153H186ZM191 154V153H190ZM193 154V153H192ZM203 154V153H202ZM201 154V155H202ZM264 154V152H263ZM139 155V154H138ZM139 155V157H140ZM163 155V154H162ZM160 155V156H162ZM183 156V152H181V154ZM179 155V156H180ZM199 155V159L201 160L200 156ZM213 155V154H211ZM217 155V154H216ZM233 155V154H231ZM236 155V154H235ZM242 155V153H241ZM25 157V156H31V174L33 175V179L32 180V183H33V187H36V191H37V194L35 195L34 197V201L33 203L31 201H29L30 199H28L29 202H31V208L32 209V214L34 216V226H33V230L31 232H28V233H23L22 235H16V231L12 229V220L13 219V212L16 210L15 208H13L12 204L10 203L9 201V192L10 190H12L11 188L12 187V184L13 182L15 181V179L19 180V176L22 174L23 172V167L22 166L23 164V161L21 160V157ZM164 156V155H163ZM165 156H166V153H165ZM164 156V157H165ZM178 156V155H177ZM191 157V155H189ZM214 156V155H213ZM218 156V155H217ZM216 156V157H217ZM263 156V155H262ZM122 157V158H124ZM133 157L134 159L137 158V157H134V156H131ZM138 157V158H139ZM168 157H171V156H168ZM165 158V159H168ZM196 157V156H195ZM194 157V158H195ZM198 157V155H197ZM211 157V156H209ZM220 157V156H219ZM218 157V158H219ZM232 156H230L231 158ZM237 157V156H236ZM12 158V159H11ZM26 158V157H25ZM30 158V157H29ZM28 158V159H29ZM137 158V160H138ZM177 158V157H176ZM252 158V156H251ZM258 158V157H257ZM142 159V156L140 157V160L138 161H141ZM172 159V158H170ZM169 159V160H170ZM192 159V158H191ZM226 159V158H225ZM239 159V158H237ZM24 160V159H23ZM197 159L195 158L194 161H196ZM205 160V158H204ZM216 160V158H214V161ZM249 160V159H248ZM248 160H245L248 161ZM263 160V159H262ZM26 161V160H25ZM126 161V162H125ZM133 161L132 158H130V156H128V160H127V157L124 158V160H121V162L118 163L119 164H123V165H120V168L122 166H125L126 164L128 163H131ZM136 161V159L134 160ZM134 161L132 162L134 164ZM137 161V162H138ZM192 161V160H191ZM199 161V160H198ZM202 161V160H201ZM225 161V160H224ZM197 162V161H196ZM228 162V161H227ZM234 162V161H232ZM231 162V163H232ZM27 163V161H26ZM29 163V162H28ZM125 163V164H124ZM142 163H143V160H142ZM141 163V165H142ZM201 163V162H199ZM199 163H196L199 165ZM211 163V162H209ZM208 163V164H209ZM237 163V162H235ZM194 164V162H193ZM206 164V163H205ZM207 164V165H208ZM214 164H217L214 163ZM214 164H211V165H214ZM224 164V163H223ZM227 164V163H226ZM239 164V163H238ZM258 164V163H257ZM256 164V165H257ZM25 165V164H24ZM219 165V164H218ZM260 165V164H258ZM127 166V165H126ZM131 166V165H130ZM140 166V165H139ZM194 166V165H193ZM192 166V167H193ZM210 166V165H208ZM238 166V165H236ZM29 167V166H27ZM26 167V168H27ZM132 167V166H131ZM131 167H126V168H129L131 170ZM137 167V164L135 166H133L132 168H135ZM150 167V166H149ZM231 167V166H230ZM229 167V168H230ZM233 167V166H232ZM25 168V169H26ZM118 169V173H116V176L117 174H120V168L116 167ZM125 168V167H123ZM121 168V169H123ZM151 168V167H150ZM213 168V167H212ZM215 168V167H214ZM218 168V167H217ZM237 168V167H236ZM249 168V167H248ZM254 168V166H253ZM256 168V167H255ZM254 168V169H255ZM24 169V171H25ZM29 169V168H28ZM128 169V171H129ZM149 169V168H148ZM223 169V168H222ZM241 169V168H239ZM237 169V171L239 170ZM243 169V168H242ZM259 169H261L259 167ZM115 169H112V173L115 174V172H113ZM125 170V169H124ZM127 170V169H126ZM125 170V171H126ZM220 170V169H219ZM217 169V171H219ZM226 170V169H224ZM256 170V169H255ZM27 171V170H26ZM29 171V170H28ZM154 171V170H153ZM151 170V172H153ZM196 171V170H195ZM211 171V170H210ZM230 171V170H229ZM122 172V171H121ZM124 172V171H123ZM122 172V173H123ZM127 172V171H126ZM224 172V171H223ZM244 172H250V171H244ZM25 173V172H24ZM125 173V172H124ZM196 173V172H195ZM222 173V171H221ZM241 173V172H240ZM28 174V173H26ZM25 174V175H26ZM30 174V175H31ZM159 173L155 174L158 175ZM211 174V173H210ZM214 174V173H213ZM217 174V172L215 173ZM225 174V173H224ZM223 174V175H224ZM232 174V173H231ZM239 174V173H238ZM244 174V173H243ZM245 174H248V173H245ZM29 175V176H30ZM31 175V176H32ZM149 175V174H148ZM154 175V172L153 174ZM167 175V174H166ZM226 175V174H225ZM27 176V177H29ZM153 176L154 177V180L156 181L157 177L159 176ZM161 176V175H160ZM159 176V177H160ZM164 176V175H163ZM217 176V175H216ZM222 176V175H221ZM219 176V177H221ZM235 176V175H234ZM237 176V175H236ZM240 176V175H239ZM19 179H18V178ZM104 177V176H102ZM241 177V176H240ZM239 177V178H240ZM245 177V176H243ZM247 177H249L247 175ZM26 178V176H25ZM106 178V177H105ZM199 178V177H198ZM197 178V179H198ZM230 178V177H229ZM228 178V181L231 180ZM23 179V178H22ZM27 179V178H26ZM25 179V181H26ZM134 179V178H133ZM159 179V178H158ZM237 179V177H236ZM246 179V178H245ZM99 180H102L101 178ZM106 180V179H104ZM195 181H198L196 180V178L194 179ZM211 181V178L209 179ZM208 180V181H209ZM234 180V179H233ZM248 180L250 181V178H248ZM92 181V183H93ZM103 181V180H102ZM101 181V182H102ZM154 181V182H155ZM171 181V180H170ZM184 181V180H183ZM186 181V180H185ZM191 181V180H190ZM189 181V182H190ZM193 181V180H192ZM200 181V180H199ZM216 181V180H215ZM132 182V181H131ZM158 182V181H157ZM167 182V181H166ZM203 183H205L203 180L200 181ZM226 182V181H224ZM222 182V183H224ZM233 182V181H232ZM95 183V182H94ZM105 183V182H104ZM182 183V182H181ZM16 184V183H15ZM26 184V183H25ZM96 184V183H95ZM97 184H98V181H97ZM100 184V182H99ZM155 184V183H154ZM154 184H152L151 186H153ZM183 184V183H182ZM188 184V183H187ZM184 185V186H187L186 188H188L189 186L188 185ZM194 184V182H193ZM196 184V182H195ZM198 184V183H197ZM201 184V185H202ZM207 184V183H206ZM263 184V183H262ZM24 185V183H23ZM29 185V184H28ZM32 185V184H31ZM35 185V186H34ZM130 185V184H129ZM137 185V184H136ZM156 185V184H155ZM154 185V186H155ZM159 185V183H158ZM162 185V184H161ZM165 185V184H163ZM168 185V184H167ZM205 185V184H204ZM224 185V184H223ZM228 185V184H227ZM226 185V186H227ZM17 186V184L15 185ZM22 186V183L21 185ZM19 186V187H20ZM133 186V185H132ZM132 186H130V189L132 188ZM166 186V185H165ZM179 186H182V185H179ZM192 186V185H191ZM195 186V185H193ZM199 186V185H198ZM222 186V185H221ZM18 187V186H17ZM29 187V186H28ZM27 187V188H28ZM32 187V186H31ZM30 187V188H31ZM96 187V185H95ZM174 187V186H173ZM197 187V185L195 186V188ZM203 187V185H202ZM205 187V186H204ZM210 187V186H209ZM223 187V186H222ZM161 188V186H160ZM180 188V187H179ZM178 188V189H179ZM185 188V187H184ZM181 187V189H184ZM193 187H191L192 189ZM201 188V187H200ZM199 188V189H200ZM207 188V187H205ZM18 189V188H17ZM34 189V190H35ZM100 189V188H99ZM128 189V188H127ZM159 189V188H158ZM164 189V188H162ZM168 189V188H167ZM213 189V188H212ZM14 190V189H13ZM101 190V189H100ZM129 190V189H128ZM132 190V189H131ZM134 190V189H133ZM161 190V189H160ZM180 190V189H179ZM198 190V189H197ZM201 190V189H200ZM200 190H198L200 192ZM16 191V189L14 190ZM13 191V192H14ZM29 191V189H28ZM93 191V190H92ZM90 191V193L92 192ZM170 191V189H169ZM174 191V188L172 190V192ZM193 191V190H192ZM191 191V192H192ZM208 191H209V188H208ZM33 192V191H32ZM129 192H131L129 190ZM128 192V193H129ZM134 192V191H133ZM143 192V191H142ZM11 193V192H10ZM30 193V191L28 192V194ZM175 193V192H174ZM197 193V192H196ZM194 194V197L195 195L197 194ZM213 193V191L211 192ZM130 194V193H129ZM154 194V193H153ZM167 194V193H166ZM170 194H173L170 192ZM181 194V193H180ZM203 194V193H202ZM215 194V193H214ZM213 194V195H214ZM11 195V194H10ZM13 195V194H12ZM16 195V194H15ZM32 195V194H31ZM91 195V194H90ZM89 195V196H90ZM125 195H128L127 193ZM138 195V194H137ZM148 195V193H147ZM155 195V194H154ZM164 195V194H163ZM176 195V194H175ZM199 195V194H198ZM205 195V193H204ZM130 196V195H129ZM153 196V195H152ZM171 196H174V195H170L169 197L172 198ZM209 196V195H208ZM208 196H206L208 198ZM211 196V195H210ZM19 197V196H18ZM146 197V196H145ZM150 197V196H149ZM159 197V196H158ZM161 199H162V196L160 195ZM165 197V196H163ZM203 197V196H202ZM15 198V197H14ZM33 198V197H32ZM89 199V197H87ZM131 198V197H129ZM136 199V197H133ZM157 198V197H156ZM181 197H178V199H180ZM206 198V199H207ZM211 197H209L210 199ZM216 198V197H215ZM18 199V198H17ZM27 199V197H26ZM26 199H23V202L26 200ZM83 199V200H82ZM154 199V198H153ZM152 199V200H153ZM158 199V198H157ZM164 199V198H163ZM168 200V198H165ZM177 199V198H176ZM176 199H172V201H174L175 203V200ZM198 199V197H197ZM196 199V200H197ZM204 199V198H203ZM82 200V201H81ZM89 200H92V197L89 199ZM132 200V198H131ZM146 200V199H144ZM194 200V199H193ZM199 200V199H198ZM208 200V199H207ZM213 200V199H212ZM27 201V200H26ZM88 201V200H86ZM149 201V200H148ZM147 201V202H148ZM185 201V200H184ZM188 201V200H187ZM200 201V200H199ZM206 201V200H205ZM12 202V201H11ZM22 202V200H21ZM135 202V201H134ZM138 202H141V201H138ZM152 204H153V201H151ZM156 202V201H155ZM178 202V200H177ZM180 202H181V199H180ZM179 202V203H180ZM190 202V201H188ZM195 202V201H193ZM192 202V203H193ZM197 202V201H196ZM14 203V202H13ZM25 203V202H24ZM27 203V202H26ZM82 203H85V202H82ZM158 203V201H157ZM160 204L155 206L154 208H150L148 210L145 211V215L147 216V218L149 219L150 216V212L153 211V209H155L158 214L160 215V217H167L169 219H172L174 220V217L172 218L171 215H176V212H175V207L174 204H171V203H168L165 201H162V202H159ZM183 203H186V202H183ZM190 202V204H192ZM199 203V202H198ZM213 203V202H212ZM216 203V201H215ZM125 204V202H124ZM132 204V203H131ZM130 204V205H131ZM151 204V205H152ZM181 204V203H180ZM188 203H186L187 205ZM262 204V203H261ZM12 205V206H11ZM128 205V204H127ZM146 205V203H145ZM179 205V204H178ZM189 205V204H188ZM187 205V207H189ZM193 205V204H192ZM198 205V204H197ZM197 205H196V208H197ZM211 205V204H210ZM221 205V203H220ZM16 206V204H15ZM21 206V205H20ZM19 206V207H20ZM24 206V204H23ZM126 206V205H124ZM137 205L135 204V207ZM194 206V205H193ZM191 206V207H193ZM264 206V204H262V207ZM22 207V206H21ZM20 207L19 210H22V208ZM26 206H24L25 208ZM83 207V206H82ZM81 207V208H82ZM85 207V206H84ZM186 207V208H187ZM213 207V205H212ZM27 210H28V207H26ZM133 208V207H132ZM147 208V207H146ZM195 208V206H194ZM195 208V210H196ZM217 208V207H216ZM17 209V212L19 211ZM29 209V210H30ZM135 209V208H134ZM179 209V208H178ZM182 209V208H181ZM211 209V208H210ZM213 209V208H212ZM218 209V208H217ZM262 209V208H260ZM28 210V211H29ZM83 210V209H82ZM184 210V209H182ZM181 210V213L184 212ZM193 208L191 209V212H192ZM194 210V211H195ZM247 210V209H246ZM246 210L244 211L246 213ZM34 211V212H33ZM84 211V210H83ZM82 211V212H83ZM136 211V210H135ZM180 211V210H179ZM187 211V210H185ZM210 211V210H209ZM213 211V210H212ZM218 211V210H217ZM216 211V212H217ZM248 211V210H247ZM263 211V209H262ZM24 212V211H23ZM77 212V211H76ZM223 212V210H222ZM251 211H249L248 213H250ZM20 213V212H19ZM27 213V212H26ZM80 213V211H79ZM178 213V212H177ZM189 213V212H188ZM221 213V212H220ZM256 213V212H255ZM258 213V211H257ZM261 210L259 211V215H254V218L257 220V218H259L260 215H262V212L261 214ZM16 214V213H15ZM217 214V213H215ZM223 214V213H222ZM221 214V215H222ZM17 215V214H16ZM22 213L18 216H21ZM25 215V214H24ZM22 215V216H24ZM85 216V214H83ZM155 215V214H154ZM189 215V214H188ZM213 215V214H212ZM225 215V214H224ZM228 215V214H227ZM185 216V215H184ZM232 217V215H230ZM248 216V215H246ZM17 217V216H16ZM81 218V216H79ZM187 217V216H186ZM190 217V216H189ZM217 217V215H216ZM225 217V216H224ZM223 217V218H224ZM235 217V216H234ZM263 217V215H262ZM22 218H26V217H22ZM154 218V217H153ZM178 218V216H177ZM222 218V220H223ZM233 218V217H232ZM83 218H81V221H82ZM86 219V218H85ZM184 219H186L184 217ZM226 219L227 216H226ZM262 219V218H261ZM20 220V219H19ZM23 219H21L22 221ZM76 220V219H75ZM78 220H80L78 218ZM84 220V219H83ZM130 220V219H129ZM251 220V219H250ZM256 220H252V221H255ZM260 219L257 220V222L259 221ZM73 221V220H71ZM171 221V220H170ZM177 221V220H176ZM19 221H17L18 223ZM24 222V221H23ZM23 222H20L21 224ZM79 222V221H78ZM139 222V221H138ZM254 222V223H255ZM263 222V221H262ZM261 222V223H262ZM75 223V222H74ZM77 223V222H76ZM84 223V222H83ZM140 223V222H139ZM178 223V222H177ZM185 223V222H184ZM182 223V224H184ZM15 224V223H14ZM19 224V223H18ZM17 224V225H18ZM81 224V223H80ZM146 224V223H145ZM173 224V223H171ZM256 224V223H255ZM259 224V223H258ZM258 224H257V227H258ZM264 224V222H263ZM262 224V225H263ZM76 225V224H75ZM180 225V224H179ZM226 225V224H225ZM235 225V224H234ZM20 226V224H19ZM72 226V225H71ZM78 227V225H76ZM75 226V227H76ZM177 226V225H176ZM183 226V225H182ZM251 226V225H250ZM264 226V225H263ZM76 227V228H77ZM80 227V226H79ZM179 227V226H178ZM181 227V225H180ZM238 227H240V225H238ZM242 227V226H241ZM240 227V228H241ZM254 227V226H253ZM262 226H259L258 228H260ZM73 228V227H72ZM76 228L74 230H76ZM183 228V227H182ZM22 229V228H21ZM71 229V228H70ZM151 230V227L149 228ZM178 229V228H177ZM225 229V228H224ZM232 229V228H230ZM251 229V228H250ZM257 229V228H256ZM1 230V229H0ZM153 230V229H152ZM151 230V231H152ZM187 230V229H185ZM260 231H264L263 228L259 229ZM258 230L259 233H262ZM21 231V230H20ZM150 231V232H151ZM160 231V230H159ZM183 231V230H182ZM182 231H179V232H182ZM22 232V231H21ZM75 232V231H74ZM78 232V231H76ZM163 232V231H162ZM168 232V231H167ZM218 232V231H217ZM249 232V231H248ZM253 232V231H251ZM257 232V233H258ZM159 233V232H158ZM177 233V232H176ZM258 233V234H259ZM264 233V232H263ZM73 234V233H72ZM77 234V233H76ZM126 234V233H125ZM149 234V232H148ZM165 234V233H164ZM179 234V233H178ZM187 234V233H186ZM236 234H239V233H236ZM250 234V232H249ZM247 234V235H249ZM69 235V234H68ZM80 234H78L77 237H79ZM114 235V234H113ZM176 235V234H175ZM180 235V234H179ZM217 235V234H216ZM234 235V234H233ZM253 235V234H252ZM261 236H263V234H260ZM65 236V235H64ZM76 236V235H75ZM116 236V234H115ZM156 236V234H155ZM164 236V235H163ZM170 236V235H169ZM181 236V235H180ZM251 236V235H249ZM260 236V237H261ZM123 237V236H122ZM177 237V236H176ZM224 239V236H220ZM245 237V236H243ZM67 238V237H66ZM72 238V237H70ZM76 238V237H75ZM113 238V237H112ZM118 238V237H117ZM141 238V237H140ZM147 238V237H146ZM153 238V237H152ZM160 238V236H159ZM166 238V237H165ZM164 238V239H165ZM184 238V237H183ZM227 238V237H226ZM256 238H257V235H256ZM69 239V238H68ZM174 239V238H173ZM172 239V240H173ZM182 239V238H180ZM230 239V238H229ZM228 239V240H229ZM258 239H259V236H258ZM261 239L264 240V238L261 237ZM259 239V240H261ZM72 240V239H71ZM159 240V239H158ZM216 240V239H214ZM225 240V239H224ZM250 240V239H249ZM256 240V239H255ZM182 241V240H181ZM179 241V242H181ZM235 242V240H233ZM232 241V242H233ZM252 241V239H251ZM250 241V243H251ZM69 242V241H68ZM154 242V241H152ZM174 242V241H173ZM215 242V241H214ZM226 242V241H225ZM228 242V241H227ZM243 242V241H242ZM261 242V241H260ZM7 243V244H6ZM73 243V241H72ZM164 243V242H163ZM167 243V242H166ZM184 243V242H183ZM229 243V242H228ZM246 242H244L245 244ZM249 243V245H250ZM258 243V242H257ZM68 244V243H67ZM65 244V245H67ZM112 244V243H111ZM139 243L138 241H133L131 240L130 238H128L124 243L121 242L120 244V249L118 250L119 252H115L114 255L112 257H110V263L109 264H125L123 263V260L124 259H127V257H130L132 254L130 253V249L131 247H135L136 248V260L138 261L137 264H148V262L145 261V254H146V249H144L143 246L139 247L137 246ZM160 244V243H158ZM165 244V243H164ZM180 244V243H178ZM223 244V243H222ZM236 244V243H235ZM238 244V242H237ZM256 244V243H255ZM264 244V243H263ZM71 245V244H70ZM118 245V244H117ZM167 245V244H166ZM165 245V246H166ZM171 245V244H170ZM224 245V244H223ZM223 245L221 246V248L223 249ZM246 246L243 245V247H247L248 244H245ZM262 245V244H261ZM172 246V245H171ZM175 246V245H174ZM216 246L219 247V245L216 244ZM252 246V245H250ZM161 247V246H160ZM177 247V246H176ZM217 247V250H219ZM253 247H255L253 245ZM252 247V248H253ZM110 248V246H109ZM157 248V247H156ZM155 248V249H156ZM166 248V247H165ZM170 248V247H169ZM178 248V247H177ZM215 248V247H213ZM167 249V248H166ZM172 249V248H171ZM174 249V248H173ZM244 249V248H243ZM162 250V249H161ZM175 250V249H174ZM179 250V249H178ZM250 250V249H249ZM255 251V249H253ZM253 250H251L250 252H252ZM157 251V250H156ZM168 251V250H167ZM173 251V250H172ZM212 251H215L214 249ZM211 251V252H212ZM82 255L84 256H89L90 255V251L87 247H84L82 249ZM151 252V251H150ZM158 252V251H157ZM176 252V251H175ZM239 252H241L239 250ZM107 253H110L107 252ZM148 253V252H147ZM166 253V252H165ZM178 253V251L176 252V254ZM187 253H193V252H187ZM198 253V251L196 252ZM209 253V252H208ZM242 253V252H241ZM253 253V252H252ZM251 253V255L249 253V256L252 257V255H255L256 253L254 252L253 254ZM264 253V252H263ZM180 254V252L178 253ZM213 254V253H212ZM246 254V253H245ZM259 254V252H258ZM184 255V254H183ZM221 255V254H220ZM219 255V256H220ZM227 255V254H226ZM257 255V254H256ZM192 256L196 257L197 256L195 254H193ZM217 256V255H216ZM248 256V257H249ZM193 257V258H194ZM246 258V259H249V258ZM254 257V256H253ZM252 257V258H253ZM261 257V256H260ZM259 257V259H260ZM169 258V257H168ZM170 258H172V256L170 255ZM255 258H257L255 256ZM176 259V258H174ZM173 259V260H174ZM24 260V259H23ZM107 260V259H106ZM165 260V259H164ZM178 260V259H177ZM194 260V259H193ZM201 260V259H200ZM229 260H230V257H229ZM245 260V259H244ZM252 261H256L255 259H251ZM250 260V261H251ZM262 260H264V258H262ZM90 261V260H89ZM172 261V260H171ZM190 261V259H189ZM196 261V260H195ZM220 261V260H219ZM218 261V262H219ZM225 261V260H224ZM223 261V263H224ZM249 260L247 261L249 264L250 262ZM28 262V261H27ZM65 262V261H64ZM170 262V261H169ZM180 262V261H179ZM206 264H207V261H204ZM204 262H202L201 264H203ZM209 262V261H208ZM217 262V261H216ZM221 262V261H220ZM219 262V264H220ZM259 263V260L257 258V261ZM262 262V261H261ZM261 262L259 264H261ZM25 263V262H24ZM31 263V264H32ZM104 263V262H102ZM168 263V261H167ZM172 263V262H171ZM228 264V261L226 262ZM254 263V262H253ZM251 262V264H253ZM257 263V264H258ZM263 263V262H262ZM105 264V263H104ZM169 264V263H168ZM200 264V263H199ZM222 264V262H221ZM231 264V263H229Z\"/></svg>",
	"mask_w": 264,
	"mask_h": 264
},
{
	"label": "rangeland",
	"instance_id": "374dc122",
	"mask_svg": "<svg viewBox=\"0 0 264 264\" xmlns=\"http://www.w3.org/2000/svg\"><path fill=\"white\" fill-rule=\"evenodd\" d=\"M162 1V2H161ZM160 1V3H159V5H158V7H156V9L157 10H159V12H161L162 14H166L167 12H177L178 11V13H179V11L181 10V12L182 13H184V16H188L189 15V13H191L192 15L194 14H196V15H201L200 17L203 19H201L202 21H200L201 23H203V25H205V23H206V26H207V24L209 23V21L210 22H212V23H210V24H208L209 26H207V28H208V30H210L209 32V35H210V37H211V40L212 41H215V39H216V42L217 43H219V44H221V45H219V44H217L218 46H219V52H218V55L217 54H215V55H213L212 56V59H215L214 57H219V55H222L221 53H224L225 55H223V56H228V55H226V53H227V51L229 50H232V49H234V47L236 46V44H237V47L234 49L235 51H237V56L235 57V59L234 60H236L237 61V63H235V64H231V63H234V60H232L231 62H230V64H227L226 65V67L227 66H229V67H231V68H229V67H227L226 69H224L223 71L226 73H224L223 71H221L222 73H224V74H222L221 72L220 73H218L217 75L215 74V71L213 70V69H210V67H209V65H205V67L203 68V65H202V62H201V59L200 60H195V55L197 54L196 52L197 51H201V49L203 48V43H208L207 42V40H205V41H198L197 40V42H195V44L194 43H192V42H194L192 39V37H190L186 32L184 33V31L182 30V29H180V28H182V27H180V26H184V24H185V22L184 23H180V25H178L179 27L177 28V25H175V29L174 28H171L170 26L169 27H163L161 30H159V31H157L156 33H157V39L155 40V41H148L147 42V40H150V39H147L146 38V36H147V34H148V32L146 31V33L144 32H141L142 33V35L146 38L145 40L143 39V37H142V35H141V33H139L140 35H138L137 33H135L136 31H133L134 33H135V39L137 40V41H135V45L137 46H135V45H133L132 46V44H133V42H131V41H122V43H125L126 44V46H125V44H123L124 45V49H123V47L121 46V48H118V47H116L117 49H119L118 51L117 50H115L116 52H117V55H115V58H118V56L120 55V58H118V60H120L122 57H123V59H121L122 60V62L124 63L125 62V64H126V61L125 60H127V58H128V61L127 62H130L131 63V65L133 66L134 64H135V66H136V68H135V71H138L139 69L142 71V73L141 74H144L143 75V77H141V76H138L137 77V79H136V81L139 83V84H137V83H135L133 86H130L129 88L127 87L126 89V91H125V89L123 90L124 91V93H125V95L127 96L128 95V92H129V96H130V98H129V96H127L128 97V99H130V100H132L131 102L133 103V101H136L137 103H141V104H139V105H144V106H148V105H150V104H153L152 103V100L154 101V99L152 98L151 99V97H152V94H149V91H147V90H151L152 91V93H154L156 90L158 91L160 88H164L165 90H168V91H170L169 93H170V95L168 94V92L166 91L165 93H167L168 94V96H167V94L165 95V93H163L166 97V100L164 101L165 102V104H164V102L162 103V105H161V107H162V110H161V107H160V110L161 111H164V113L162 112V117L163 118H165V122L167 123V121L169 122V124L171 125H165V127H163L162 128V130L160 129V132H158V133H160L157 137V139H158V141L161 139L162 140V142H161V144H160V141L159 142H157L156 140H155V142H152V145H150L151 143V141L152 140H150V142L148 143L147 142V145L149 146H152V147H150V148H148V146H146V142H145V144H142V143H140V144H142L143 145V147L141 148H139V149H142V152H140V150H138L137 149V153L140 155L141 153H143V148L144 149H146V148H148L147 150H146V152H145V155L144 154H142V155H140V157L142 156V159H141V161H138V160H140V157H139V155L138 154H136V155H131L130 153H127V155L128 156H130V158H132L133 159V161L136 159V161H134V163H136L137 164V167H135V168H132L133 166H135L136 164H134V165H132L133 163V161L131 162V163H128V164H126L125 166H122L121 168H123V167H125V168H123V169H121L120 168V165H123V164H119L118 165V163L119 162H121V160H124V158L125 157H127V160H128V156H125L124 157V155L122 154V156H121V158H120V161L119 162H117V166H114L112 169H115L113 172H115V174L114 173H112V169H111V171L109 170V169H105L103 172H102V174L100 175L101 177V179L103 180H99L100 178H98L97 179V181H98V184H97V181H96V179H95V181H93V183H92V181H91V183L89 184V186H91L89 189H91V190H89L88 191V194H87V196L85 197V198H83V199H85V200H81L82 202H85V203H82V202H80L79 204H78V207L77 206H75V207H73L72 208V212L73 213H75V216L77 215V213H78V215L76 216V217H78L80 220H78V218H74V215L72 214V216H71V218L72 219H70V221H68V225H67V227H66V230H63L62 231V234H61V244H62V253H63V264H109L110 263V257H112L113 255H114V253L116 252H119L118 250L120 249V244H121V242L122 243H124L128 238H130L131 240H135V241H138V245L137 246H139V247H141V246H143L144 247V249H146V254H145V261L146 262H148V264H201L202 262H204V261H207V264H219V262L221 261L222 262V264H227L226 262L228 261V264L229 263H231V264H247L248 262V260L250 261L251 259H255L256 261H257V258H258V260H259V263L261 262V264H264V260H262V258H264V240L263 239H261V237L262 238H264V231H260L259 229H261V228H263V230H264V224H263V222H264V213H262V212H264V206L262 207V204H264V154H263V152H264V147H262V146H264L263 144H264V138L262 137H260L261 135L262 136H264L263 135V133H264V122H262V121H264V116H262V119H261V115H264V84H257V81H258V83H261V80H262V83H264V62H263V60H264V50H262V49H264L263 47H261V46H264L260 41H262L261 39H263L264 38V33H262V32H264L263 31V28H264V26L263 27H260V25L262 26V25H264V17L262 18L261 17V13L263 14V16H264V9H263V7H264V0H251V1H249V0H238V2L236 1V0H234V2L232 1V0H230V1H232V2H228V1H225L224 0V2H222L223 0H220V1H218L217 2V0H213V2H212V0H191V1H187V4H189L188 5V7H183V6H181L180 4V2H179V0L177 1V0H172V1H174V2H172L171 0H161ZM169 1V2H168ZM205 1V2H204ZM208 1V2H207ZM214 1H215V4H213L214 3ZM179 2V3H178ZM191 2H193V3H191ZM199 2V3H198ZM202 2V5L200 4ZM226 2H228V4L226 3ZM248 2H251V4L250 3H248ZM253 2V3H252ZM260 2V3H259ZM169 3H173V5L172 4H170V5H168ZM197 5H196V4ZM204 3V4H203ZM207 3V4H206ZM211 3V4H210ZM217 3V4H216ZM222 3H225V5L227 6V5H231V7H229L228 9H229V13L232 15H230L229 13H228V11H224V10H226L225 8H226V6L224 5V4H222ZM229 3H231V4H229ZM232 3H236L235 5H233ZM237 3H239V6L237 5ZM261 3L263 4V6L261 5ZM164 4H166V6H164ZM179 4V5H178ZM249 6H248V5ZM162 5V6H161ZM176 7H175V6ZM200 5V6H199ZM205 5H206V7H205ZM220 5H222V7L224 6V9L222 8L221 9V7H219ZM234 7H236V8H234ZM242 5V6H241ZM251 5V6H250ZM171 6V7H170ZM182 7L181 9H180V7ZM193 6V10H192V7ZM194 6H195V8H194ZM198 6V7H197ZM202 6V7H201ZM204 6V7H203ZM253 6V7H252ZM259 6V7H258ZM260 6H261V10H263L262 12H260L259 11V9H260ZM161 7V8H160ZM167 7H169V10L167 9ZM174 7V8H173ZM201 7V8H200ZM208 7V10L210 11V10H212L211 12H209L206 8ZM216 7H218L219 9L217 10V8ZM234 8V10L233 9H230V8ZM241 7V8H240ZM251 7V9H249ZM188 8H189V12H188ZM199 8L202 10H206V11H204L205 13H207V14H205L203 11H200L199 10ZM205 8V9H204ZM212 8V9H211ZM213 8H214V11H217L216 12V14L214 13V11H213ZM216 8V9H215ZM237 8L239 9V10H237ZM258 8V9H257ZM161 9V10H160ZM173 9V10H172ZM176 9H178V10H176ZM185 9V10H184ZM198 9V10H197ZM236 9V10H235ZM248 9V10H247ZM198 12V14L196 13V11ZM235 12H233V11ZM247 10V11H246ZM250 10V11H249ZM256 11L254 14H253V11ZM167 11V12H166ZM200 11V12H199ZM240 13H239V12ZM202 12V13H201ZM227 12V14H225ZM232 12H233V14H232ZM237 12V13H236ZM248 12V14H246V13ZM253 14H251V13ZM260 12V13H259ZM204 13V14H203ZM215 14V16H214V14ZM257 13H259V14H257ZM190 14V15H191ZM236 14V18H235V16L233 17V15H235ZM237 14H238V16H237ZM246 14V15H245ZM195 15V16H196ZM203 15V16H202ZM223 15V16H222ZM227 15H230L232 18H235L236 19V22H235V19H233L232 20V18H230V17H227ZM240 15V16H239ZM242 15H244V17L242 16ZM249 15V16H248ZM218 16H219V18H218ZM248 16V17H247ZM255 17V18H252V17ZM216 17V18H215ZM221 17V18H220ZM237 17H238V19H237ZM241 18V21L243 20V18H244V20H245V18H246V20L247 21H242L243 22V24L241 23V21L239 20ZM206 19H207V21H206ZM218 19V20H217ZM251 19H253V20H255V19H259V26L257 27L256 25H258L255 21H254V23L255 24H253L252 25V28L251 27H249V25H251L252 23H253V20H251ZM263 19V20H262ZM261 20V21H260ZM205 21V22H204ZM214 21V22H213ZM221 21V22H220ZM239 21V24L237 23ZM251 22V24H250V22ZM199 22V23H200ZM247 24H246V23ZM249 22V23H248ZM261 22L263 23V24H261ZM219 24V25H216V24ZM237 23V24H236ZM244 23H245V25H244ZM212 24V25H211ZM215 24V25H214ZM228 24V25H227ZM242 24V25H241ZM249 24V25H248ZM224 26V28H223V26ZM248 25V26H247ZM206 26H205V28H206ZM226 26V27H225ZM233 26V27H232ZM240 26H244V27H248V30H247V27H246V34H244L245 33V30L244 31H242V32H239V30H241V29H244V28H242V27H240ZM230 27V28H229ZM232 27V28H231ZM255 27V28H254ZM170 28V29H169ZM227 28V29H226ZM229 28V29H228ZM238 28H241V29H239L238 30ZM252 29V31H249V30H251ZM259 28H261L260 30L258 29V31L257 32H255L254 30H257V29ZM168 29H169V32H165V31H168ZM173 29V30H172ZM179 29V30H178ZM222 29V30H221ZM254 29V30H253ZM142 30V29H141ZM175 30V31H174ZM225 30H227V31H225ZM231 30H234V31H232L231 32ZM143 31V30H142ZM230 31V32H229ZM247 31H248V33H250V35H247ZM262 31V32H261ZM132 32V33H133ZM164 32V33H163ZM229 32V33H228ZM253 32V33H252ZM255 32V33H254ZM259 32V33H258ZM261 32V33H260ZM131 33V34H132ZM134 33L132 34V35H134ZM212 33H213V35H214V37H213V35H212ZM226 35V37H227V35L229 36V37H227V38H225V35ZM227 33V34H226ZM260 34L261 36H262V34H263V37H261V36H259V35H257V34ZM137 34V35H136ZM161 34V35H160ZM219 34H220V36H219ZM244 34V35H243ZM253 34H255V35H253ZM149 35V34H148ZM172 35V36H171ZM238 37H237V36ZM246 35H247V37H246ZM253 35V37H251ZM136 36H137V38H136ZM141 36V37H140ZM161 36V37H160ZM189 36V37H188ZM218 36V37H217ZM221 36H224L223 38H222V40L224 41V44H223V41L221 40ZM254 36H256V37H254ZM258 36H259V38H258ZM160 37V38H159ZM4 38V37H3ZM2 37L0 38V48H6L7 49V51H8V56L4 59V54H2L1 52H0V56H1V58H3V61H4V64L5 65H3L4 67H3V71H5L4 72V74L1 76L2 78H0V80L2 81V83L4 84V86L6 85L7 87H15L16 89H18V91L20 92V93H22V94H25L26 96H28V95H32V94H36L39 90V84H40V82L39 81H36V79L37 80H39V78H37L40 74H41V72L42 71H45L47 68H45V66H44V64L43 63H45V62H43L44 60L43 59H41L42 57H41V48L40 47H37V46H31V45H29V43L26 41V39L25 40H23L25 43H22V41L21 42H19L18 43V45L16 46V45H14L13 43H11V42H9V40H8V38L7 37H5L4 39H3ZM187 38V39H186ZM225 38V39H224ZM228 38H229V40H228ZM252 38V42L250 41V39ZM135 39H133V40H135ZM248 39H249V41L250 42H247L248 41ZM253 39H255L256 40V42L254 43V41H253ZM258 39L260 40L259 41V43L260 44H258L257 42H258ZM140 42H139V41ZM159 40V41H158ZM183 40H185V41H183ZM192 42H191V41ZM219 40H221V41H219ZM227 40V41H226ZM233 40V41H232ZM264 40V39H263ZM145 41H146V43H145ZM187 41V42H186ZM229 41V42H228ZM203 42V43H202ZM221 42V43H220ZM226 42V43H225ZM228 42V43H227ZM262 42H264V41H262ZM28 43V44H27ZM129 43H131V46H130V44ZM138 45H137V44ZM151 43V44H150ZM162 43V44H161ZM201 43H202V46H201ZM254 43L255 45L257 44L258 46H260L261 48H258V47H255L254 46V44L252 45V44ZM182 44V45H181ZM193 44V45H192ZM200 44V45H199ZM216 44V43H215ZM226 44H228V45H226ZM233 44H235V46L233 45ZM262 44V45H261ZM161 45V46H160ZM190 45H191V47H193V48H191L190 47ZM197 45H199V46H197ZM224 45H226V46H224ZM241 45H242V47H241ZM252 47H254L255 49L257 48L258 50H259V52L260 51H263V52H260V54H261V57H263V58H261L260 57V59L258 58L259 57V52L257 53L258 54V57H257V54H256V51L254 52V51H252V49H254V48H252ZM4 46V47H3ZM19 46V47H18ZM128 46H130V47H128ZM185 46V47H184ZM221 46L223 47V48H221ZM229 46L231 47V49L229 48ZM233 46V47H232ZM238 46L241 48V50L238 52V49H240V48H238ZM24 47H26V49L24 48ZM28 47H29V49H28ZM31 47V48H30ZM195 47H201V48H195ZM224 47L226 48L225 50H223V52L221 51L222 49H224ZM244 47V48H243ZM131 50H130V49ZM187 48H189V49H187ZM221 48V49H220ZM252 48V49H251ZM19 49V50H18ZM122 50V52H124V53H122L121 52V50ZM126 49H127V51H126ZM185 49L186 50H188V52L187 51H185ZM190 49H193L192 51H189ZM237 49V50H236ZM261 49V50H260ZM25 50V51H24ZM28 50H30V51H28ZM162 50V51H161ZM168 50V51H167ZM195 50H197V51H195ZM227 50V51H226ZM246 52H245V51ZM257 50V51H258ZM1 51V50H0ZM27 51L29 52V54L27 53ZM122 53H120V52ZM133 51H136V52H133ZM178 51H180L181 53H183V54H181L180 53V55L181 56H179V52ZM183 51V52H182ZM185 51V52H184ZM221 51V52H220ZM228 51V53L227 54H229L230 52ZM241 51H243V52H241ZM250 51H252V52H254L256 55H252L253 53L252 52H250ZM21 52V53H20ZM27 53L28 55H25V54H23V53ZM126 52V53H125ZM130 52V53H129ZM133 52V53H132ZM138 52V53H137ZM164 54H163V53ZM178 52V53H177ZM226 52V53H225ZM134 53H135V55H134ZM155 53H156V57H155ZM184 53H185V55H184ZM189 55H188V54ZM241 53H245V54H241ZM246 53H247V55L249 56V58L248 59H246V57H248L247 55H246ZM116 54V53H115ZM124 54V55H123ZM127 54V55H126ZM144 54V55H143ZM187 54V55H186ZM158 55V56H157ZM166 55V56H165ZM230 55V54H229ZM231 55H232V52H231ZM230 55V56H231ZM244 55V56H243ZM26 56H28L29 58V60L28 59H25V57ZM37 56V57H36ZM124 56H126V59H124ZM128 56V57H127ZM183 56V57H182ZM190 56V57H189ZM243 56V57H242ZM254 56H256L259 60H261V61H258V59L256 58V57H254ZM135 57V58H134ZM157 58V59H155V58ZM170 57V58H169ZM192 57V58H191ZM242 57V58H241ZM256 58L257 59V61L258 62H260V63H258V62H256V59H253V58ZM13 58H16V59H18V61H17V63H15V62H13ZM27 58V57H26ZM131 58H133V60L131 59ZM145 58V59H144ZM148 58V59H147ZM158 58H160V60H159V62H158ZM162 58V59H161ZM180 58V59H179ZM182 58V59H181ZM191 58V59H190ZM250 58H251V60H252V62H254L253 64H251V62L249 63V60H250ZM31 59V60H30ZM129 59H131V60H129ZM154 59L155 60H157V62L156 61H154ZM187 59V60H186ZM228 59V58H227ZM241 59V60H240ZM9 61V64H8V61ZM27 60H28V62H27ZM42 60V61H41ZM124 60V61H123ZM141 60H143V61H141ZM245 61V62H243V61ZM250 60V61H251ZM35 61V62H34ZM139 61H140V63H139ZM145 61H146V63H145ZM247 61V62H246ZM20 62V63H19ZM42 62V63H41ZM133 62V63H132ZM135 62V63H134ZM144 62V63H143ZM147 62H149V63H147ZM173 62V63H172ZM177 62V63H176ZM196 62V63H195ZM22 63V64H21ZM130 63L128 64V65H130ZM163 63V64H162ZM164 63H166L167 65H165ZM182 63V64H181ZM246 63V64H245ZM258 63V64H257ZM144 64H146L145 66H146V68H145V66H143ZM150 64V65H149ZM155 65L154 67H155V69H154V67H153V65ZM168 64H170V66H168ZM177 64V65H176ZM196 64V65H195ZM198 64H200V65H198ZM243 64V65H242ZM256 64L258 65V66H256ZM262 66H261V65ZM9 65V66H8ZM147 65H148V67H149V69L147 68ZM163 65H164V67H166V68H162L163 67ZM175 65V66H174ZM179 65H180V68L178 69L177 68V66L179 67ZM233 65V66H232ZM238 67H237V66ZM13 66H16V68L15 69H13L14 67ZM135 66H133V67H135ZM141 66H143L144 68H145V70H143L144 68L143 67H141ZM162 66V67H161ZM173 66H174V68H173ZM196 66V67H195ZM198 66V67H197ZM206 66H208V67H206ZM235 66L237 67V69L238 70H240V71H242V72H237L238 70L235 68ZM241 66L244 68H241ZM251 66V67H250ZM254 66V67H253ZM32 67H33V69H34V71H35V73L33 72V69H32ZM43 67V68H42ZM153 67V68H152ZM171 67V68H170ZM195 67V69H193ZM200 67H201V69H200ZM232 67H234V68H232ZM17 68H18V70H17ZM21 68V69H20ZM36 68V69H35ZM161 68V69H160ZM167 68H169V69H167ZM198 68L200 69V70H198ZM213 68V67H212ZM245 68L248 70V72H251L252 73V69L254 68V70L256 71L257 70V68L261 71V72H258V70H257V72L255 73V71H254V73L255 74H257V75H259V76H256L254 73H252V75H250V73L249 74H247V76H249V77H247L246 75H245V73H243V70H245ZM14 70V72H13V70ZM137 69V70H136ZM146 69H148V70H151V71H149L148 72V70H146ZM153 69H154V71H153ZM156 69H158V70H156ZM160 69V70H159ZM178 69V70H177ZM194 70V71H192V70ZM209 69V70H208ZM231 69L233 70V71H235V72H232L231 71ZM19 70H21V71H19ZM165 72H164V71ZM170 70V71H169ZM177 70V71H176ZM195 70H196V72H195ZM202 70H204L203 71V73H202ZM210 70H212L211 72H210ZM263 70V71H262ZM143 71H146V73H143ZM157 73H156V72ZM189 71V72H188ZM190 71H191V73H190ZM197 71H199L198 73H197ZM227 71H230V72H228V74H227ZM9 72V73H8ZM14 74H13V73ZM28 72H29V74H28ZM161 72V73H160ZM164 72V73H163ZM167 72V73H166ZM171 72V73H170ZM175 72V73H174ZM178 72L179 73H184L185 72V74H183V75H181V74H179L180 75V81H181V83H180V81H178L177 82V75H178ZM193 72V73H192ZM205 72H207L206 74H205ZM245 72H247V71H245ZM247 72V73H248ZM34 73V74H33ZM150 73H153L152 75L150 74ZM170 73V74H169ZM215 74V75H213V74ZM229 73L230 74H232V75H229ZM239 73H241V75L239 74ZM263 73V74H262ZM13 74V75H12ZM27 74V75H26ZM33 74V75H32ZM36 74H37V76H36ZM145 74H147V76L149 77V74H150V77L152 76L153 77V75H154V77L152 78V79H149V78H147V80H148V83L146 84V85H144L145 83H143L144 82V80H146V77H145ZM158 74V75H157ZM162 76H161V75ZM187 74L189 75V76H187ZM192 74V75H191ZM199 74H201L200 76H199ZM203 74V75H202ZM205 74V75H204ZM212 74V75H211ZM235 74V75H234ZM254 74V75H253ZM7 75V76H6ZM16 75V76H15ZM26 75V76H25ZM155 75H156V79L157 80H155L154 78H155ZM178 75V76H179ZM194 75H195V77H194ZM207 75V76H206ZM210 75V76H209ZM223 75V76H222ZM240 75V76H239ZM6 76V77H5ZM11 76H15V77H12V78H10ZM29 76H31V78H33V79H31ZM170 76H171V78L172 79H170ZM181 76H183V77H181ZM198 78H197V77ZM204 78H206L207 80H208V82L206 81V79H203V77ZM214 76V77H213ZM215 76H217L216 78H215ZM227 76H229L231 79H232V82H231V85L230 84H228L230 81H231V79L229 78V77H227ZM262 76V77H261ZM4 77V78H3ZM140 77V78H139ZM157 77H159V78H157ZM163 77V78H162ZM174 77V78H173ZM189 77V78H188ZM190 77L192 78H194V79H192L193 81H195L194 82V85H192L193 83H192V80H190ZM208 77H213V79H211L210 81H209V79H208ZM220 77H223V79L222 78H220ZM235 77H236V81H234L235 80ZM248 79H247V78ZM254 77H256V78H254ZM16 78V79H15ZM17 78H19V79H22L21 81H19V79H17ZM196 78L198 79V81L196 80ZM228 78V79H227ZM243 78L245 79V80H243ZM24 79V80H23ZM167 80V81H165V83L167 84H165V83H163L164 81H162V80ZM169 79V80H168ZM176 79V80H175ZM187 79H189L190 80V82H189V80H187ZM252 79V81H250ZM253 79H255L256 80V82L253 80ZM7 80V81H6ZM34 80H35V82H34ZM150 80H152V81H154V82H151ZM160 80V81H159ZM172 80H175V81H172ZM183 80V81H182ZM187 80V81H186ZM204 80V81H203ZM214 80H216L217 82L218 81H220V82H216V81H214ZM225 80V81H224ZM243 81V84H242V81ZM247 80V81H246ZM248 80L251 82H248ZM23 81V83L21 84L20 82H22ZM29 83H27V82ZM31 81V82H30ZM158 82V84H161V86L160 85H155V87H154V85L152 86L151 84H155L156 82ZM169 81H171L170 83L172 84H170L169 83ZM185 81V82H184ZM213 81H214V85H215V83H216V85L217 86H220L219 87V91L217 90V86L215 85V86H212L213 85ZM223 81L224 82H226L227 84H225V83H223ZM228 81V82H227ZM233 81H234V83H233ZM9 82V83H8ZM13 82V83H12ZM26 82V84L24 85V83ZM37 82H39V83H37ZM145 82H147V81H145ZM151 82V83H150ZM184 82V83H183ZM192 83V84H189L190 85V87H189V85H188V83ZM197 82V85H199L198 83L200 82V87L198 88V86L195 84ZM204 82H205V84H204ZM212 82V83H211ZM236 82V83H235ZM246 82H248V83H246ZM15 83V84H14ZM30 83H32V84H30ZM128 83V82H127ZM141 83H143V84H141ZM169 83V84H168ZM174 83V84H173ZM202 83V84H201ZM224 84V85H218V84ZM233 83V84H232ZM237 83H240L241 84V86H240V84H238V86L236 85ZM16 84H18V85H16ZM163 84H165V85H163ZM207 84V85H206ZM21 85H22V87H21ZM28 85H30V87L27 86ZM34 85V86H33ZM41 85V84H40ZM140 86V88L139 87H137V86ZM150 86L149 88H148V86ZM169 85H170V87H172V88H168L169 87ZM176 85V86H175ZM177 85H179V86H177ZM186 86L187 88L189 87V90L187 91L186 89V87H182V86ZM191 85L193 86V87H191ZM203 85V88L201 87ZM234 85H236L235 87H234ZM249 85H250V87H249ZM20 86V87H19ZM25 88H24V87ZM144 86V87H143ZM145 86H147L146 88H145ZM166 88H168V89H166ZM196 86H197V88H196ZM212 86V87H211ZM231 86V87H230ZM246 86V87H245ZM131 87H133V88H136V90L135 89H131ZM153 87V88H152ZM210 88V91L208 90H206V88L207 89H209ZM213 87L215 88V89H213ZM239 88V91H240V93H239V91L237 90V88ZM249 87V88H248ZM260 87V88H259ZM35 88V89H34ZM138 88H139V92H141V93H137V90H138ZM144 89V91L146 90V92H148V94L147 93H145L144 91H143V89ZM155 88V89H154ZM173 88H176V90H177V92L179 93L180 91H181V95H185L184 96V98L185 99H183V101H181L182 103H180V101H179V99L180 98H183V96L181 97L180 96V93H179V95H177V96H175L176 94L175 93H177L176 92V90H174ZM178 88V89H177ZM179 88H184L183 90L185 91V92H183V90H179ZM191 88V89H190ZM193 88H194V90L196 89V90H198V91H194L193 93L192 92H189L190 90L192 91L193 90ZM230 88V89H229ZM234 88H236V89H234ZM240 88H243V89H245L246 91H248V92H246V91H243L242 89V91H243V95H242V91L240 90ZM246 88H248V90L246 89ZM258 88V89H257ZM21 89V90H20ZM33 91H32V90ZM130 89V91H128ZM173 91H172V90ZM232 89H234L233 91H235V94L238 92L239 94H241V95H238V94H236V96L234 95V97H232L233 96V94H234V92L232 91ZM260 89V90H259ZM263 91H262V90ZM134 90V91H133ZM154 90V91H153ZM179 90V91H178ZM228 90H230V91H232V92H230V93H225V94H223L224 93V91L225 92H228ZM253 92H252V91ZM257 92H256V91ZM175 91V92H174ZM187 91V92H186ZM209 92V94H212V95H209V94H207V97H206V93L207 92ZM213 91H215L216 92V94H214L213 93ZM262 91V92H261ZM171 92L172 93H174V95L172 94L171 95ZM212 92V93H211ZM217 92H219V93H217ZM221 92V93H220ZM261 92V93H260ZM143 93V94H142ZM201 96H199L198 94ZM232 93V94H231ZM244 93H247V94H245V96H244ZM251 93V94H250ZM131 94V95H130ZM136 94V95H135ZM140 94H141V96H140ZM145 94H147V96L145 95ZM190 94L192 95H195L194 97H193V95L192 96H190ZM196 94H197V96H196ZM219 94H221L223 97H220V95ZM227 94L228 95H230L229 97L227 96ZM135 95V96H134ZM138 95H139V97H144V99L142 98V100L138 97ZM144 95V96H143ZM163 95V96H164ZM215 95V97L216 96H218L219 95V97H218V100H219V102H222V101H226L225 103H221V105H220V103H218L219 104V106L216 104L217 102H218V100H217V97L215 98V97H213ZM226 97H225V96ZM247 95V96H246ZM249 95V96H248ZM145 96L146 97H148V99L146 98L145 99ZM171 96V97H170ZM188 96H190L189 98H188ZM199 96V97H198ZM210 96H212L213 97V99L214 100H212V97H210ZM237 96H239V97H237ZM258 96H260V98L258 97ZM132 97H133V99H132ZM135 97V98H134ZM137 97V98H136ZM150 97V98H149ZM204 97V98H203ZM246 97V98H245ZM258 97V98H257ZM209 98H211L210 100H209ZM224 98V99H223ZM230 98H233V99H230V100H233L232 102L229 100ZM248 98V99H247ZM252 98V99H251ZM253 98L255 99L254 101H253ZM135 99V100H134ZM136 99H138V100H136ZM168 99H170V100H168ZM173 99V100H172ZM191 99V100H190ZM197 99H198V102H197ZM201 99V100H200ZM202 99L205 101H202ZM220 99H221V101H220ZM251 101H250V100ZM256 99H258V101L259 102H261V101H263V102H261V103H257V101H256ZM143 100H145V101H143ZM147 100V101H146ZM175 100V101H174ZM216 100H217V102H216ZM239 102H238V101ZM129 101V100H128ZM140 101V102H139ZM149 101V104L147 103ZM167 101V102H166ZM174 101V102H173ZM206 101L208 102V103H206ZM215 101V102H214ZM235 101V102H234ZM130 102V101H129ZM135 102V103H136ZM184 102H185V104H188V105H190V107L191 108H189V106L188 105H186L185 106V104H184ZM195 104H194V103ZM201 102V103H200ZM213 102V103H212ZM136 103V104H137ZM145 103V104H144ZM193 103V104H192ZM203 103H205V104H203ZM227 103H229L228 105L230 106H228L227 105ZM238 103V104H237ZM246 103V104H245ZM171 104V105H170ZM172 104H177L176 106H174V105H172ZM180 104V105H179ZM197 104H198V106H197ZM210 106H209V105ZM225 104V105H224ZM237 104V105H236ZM254 104V105H253ZM260 104V105H259ZM262 104V105H261ZM163 105H167V107L165 108H163ZM169 105V106H168ZM200 105V106H199ZM214 105V106H213ZM233 106V108H232V106ZM256 105V107H254ZM259 105V106H258ZM174 106V107H173ZM203 106H204V108H206L207 110H205L204 108H203ZM212 106V107H211ZM223 106V107H222ZM241 106V107H240ZM243 106V107H242ZM248 106V107H247ZM251 106V107H250ZM257 106L259 107V108H257ZM169 107L171 108V109H169ZM173 107V108H172ZM175 107L176 108H178V107H180V108H178L177 109V111H176V109H175ZM183 107H184V109H186V110H184L183 109ZM192 107H194V109H192ZM198 107H199V109H198ZM212 109H211V108ZM219 107H221V108H219ZM227 107V108H226ZM228 107H229V109H228ZM239 107V108H238ZM182 108V109H181ZM189 108V109H188ZM200 108H202L203 110H201ZM208 108H210V110L208 109ZM214 108V109H213ZM224 108V109H223ZM245 108H247V109H245ZM248 108H257V110H248ZM166 109H167V111H166ZM168 109H169V111L171 112V114H170V112L168 111ZM173 109H174V113L172 112L173 111ZM195 109H197L196 111H195ZM216 109H217V111H218V113L216 114ZM220 109V110H219ZM260 109V110H259ZM262 109H263V111H262ZM75 110V112H73V111ZM151 110H153V109H151ZM151 110H150V112H151ZM159 110V111H160ZM172 110V111H171ZM182 110V111H181ZM201 110V111H200ZM225 110V111H224ZM232 110H236V111H232ZM179 111L181 112V113H179ZM193 111V112H192ZM198 111H199V113H200V115L198 116ZM216 111V112H215ZM223 111V112H222ZM228 111V112H227ZM251 112V113H249V112ZM258 111H260L259 112V115H258ZM262 111V112H261ZM72 112V113H71ZM77 112V110L76 109H68V110H64V111H62L61 113L63 114H60V115H62V116H60V115H57V117H58V124L56 123V125H51V124H49L48 126H49V128L51 129V130H47V128H48V126L46 127V128H42L41 129V131H42V133L41 134H43V133H45V132H47L46 134H44V135H42L43 137H44V141H45V143H50L51 141L53 142L54 140H56L57 138L58 139H60V140H62L63 138H64V135L66 136V135H68L67 133H70V130H72L73 128L72 127H75V126H72L73 124H75L76 126H80V123L82 122L83 123V121H84V118H80L79 119V121H78V119H77V121H74V120H76V113ZM177 112V113H176ZM195 112V113H194ZM197 112V113H196ZM210 112V113H209ZM215 114H214V113ZM220 112V113H219ZM233 112V113H232ZM239 112V113H238ZM247 112V113H246ZM253 112H255L256 113V116L255 115H253V116H255V118L252 116V114H255V113H253ZM71 113V114H70ZM75 113V114H74ZM153 113H154V110H153ZM167 115H166V114ZM173 113V114H172ZM185 113H186V115H185ZM190 113V114H189ZM209 113V114H208ZM214 115H218V116H220V117H218L216 120H215V118H216V116H214ZM227 113H229V114H231L232 115V117L229 115H227ZM237 115H236V114ZM252 116L251 118L253 119L254 118V120H251L250 121V119H247V118H249L250 116H249V114ZM263 113V114H262ZM68 114V115H67ZM169 114V115H168ZM180 114H181V117H183V115H185L184 116V118H180ZM201 114H203V115H201ZM221 114H225V116L223 115H221ZM235 114V115H234ZM243 114H245V115H247V116H244ZM70 115H73V116H70ZM175 115V116H174ZM192 116V117H189L188 118V116ZM213 115V116H212ZM239 115V116H238ZM258 115V116H257ZM69 116V117H68ZM75 116V117H74ZM171 116H174V117H171ZM179 117V119H178V117ZM203 116H205L204 118H203ZM210 116V117H209ZM222 116V117H221ZM243 116V117H242ZM260 116V117H259ZM75 119H74V118ZM167 117H168V119L170 120H168L167 119ZM194 117H196V119L197 120H195V118ZM228 117H230L231 118V120H230V118H229V120H228ZM235 117H237V119L235 118ZM246 117V118H245ZM258 117V118H257ZM173 119L174 121L176 120V118H177V120H176V122H174V124L176 125V126H174V124L171 122V121H173V120H171V119ZM205 120V119H207L208 118V120L206 121L207 122V124H204L205 126H206V128H204L205 126L204 125H202V129H205V131H203L202 133H195V135H194V132H192L193 134H191V130H190V128H189V126L191 127V126H195L196 124V122L199 124V125H201V122L203 121V119ZM209 118H212V130H214L215 128V126H213L214 124L215 125H217L218 127L222 124V123H227V126H225V124L223 125H221L220 127L221 128H223V127H225V128H223V129H221L220 128V130L221 131H227V132H223L222 133V136H220L219 138H220V140H223L226 136V141H225V139L223 140L224 142H223V146H222V141L220 142L218 139V144H219V146L217 145V142L216 141H214L215 142V145H217V147H218V149H216V146L214 145V147H213V144H214V142H212L210 139H208V140H210V141H204V140H202L203 139V136L205 135V137H206V132H211V131H208V130H210L211 129V125H209V123L211 122V119L209 120ZM223 118V119H222ZM235 118V119H234ZM240 118H242V119H244V121L242 120V119H240ZM192 120V121H190V120ZM221 119H222V123H221ZM234 119V122L232 121ZM239 119H240V121H243V122H240V123H238L239 122ZM80 120H83V121H80ZM190 122H188V121ZM201 122H200V121ZM223 120H226V121H228V122H226V121H223ZM72 121H73V123H72ZM199 121V122H198ZM216 122V123H213V122ZM217 121L219 122L220 121V123H218V124H220V125H218L217 124ZM246 121H249L248 123L246 122ZM254 121H255V123H256V121H257V123H256V125L254 124V126H257V129H255L256 131H253L254 130V128H256V127H254V128H252V129H250V127L253 125L252 123H254ZM61 122V123H60ZM78 122H80L79 123V125H77V123ZM171 122V123H170ZM181 122H186V124H184V123H182L183 125H181L180 123ZM191 122H192V124H191ZM247 124H246V123ZM261 122V123H260ZM164 123V122H163ZM176 123H178V125L176 124ZM165 124V123H164ZM173 124V125H172ZM191 124V125H190ZM196 125L197 127H199V125ZM235 124V125H234ZM237 124V125H236ZM241 124H244V125H241ZM246 124V125H245ZM5 124H3L2 126H0V127H3ZM58 125H60V126H58ZM209 125V126H208ZM230 125V126H229ZM240 125V126H239ZM250 125V126H249ZM260 125H262V127H260ZM6 126V125H5ZM67 126V127H66ZM70 126V127H69ZM170 128V127H172V128H175V130L176 131H180V136L182 135V133H183V135H187L188 134V136L191 138V140L190 141H188V139H190L188 136V139H186L185 138V140H183V141H181L182 142V144H183V142H184V144H185V146L184 145H180L179 143V149H178V145L176 146H174V145H171V143H169L168 141V139H167V136L166 135H168V127ZM177 126H179V127H177ZM216 126V128L217 129H219L218 127ZM223 126V127H222ZM235 126V127H234ZM249 127V129L250 130H252L253 131V133L255 134L254 136H253V133H252V131H249L250 133H252V135L248 132H244L243 133V136H242V133L240 134V132L242 131L243 132V127H246V128H248ZM262 128V130L259 128ZM54 127H56V129L54 128ZM61 127V128H60ZM167 127V128H166ZM177 127V128H176ZM207 127H208V129H207ZM227 127H229V129L227 128ZM230 127H232V129L230 128ZM238 127L240 128V131H239V129H238ZM3 128H5V127H3ZM3 128L1 129V131H3ZM58 128V129H57ZM60 128V129H59ZM63 128V129H62ZM226 128H227V130H226ZM234 128L236 129V131L234 130ZM44 129V130H43ZM164 129V130H163ZM183 129V130H182ZM231 129V130H230ZM238 129V130H237ZM248 129V130H249ZM62 130V131H61ZM167 130V131H166ZM229 130H230V132H229ZM260 130V131H259ZM44 131V132H43ZM52 131H54V132H57L58 133V137H57V134L55 135V133L54 132H52ZM181 131H183V132H181ZM188 131V132H187ZM164 132H166L165 134H164ZM185 132H187V134H185ZM229 132V133H228ZM235 132V133H234ZM263 132V133H262ZM52 135H51V134ZM59 133H60V135H59ZM62 133V134H61ZM65 133V134H64ZM161 133H162V135H161ZM190 133V134H189ZM226 133H228L227 135H226ZM231 133V134H230ZM234 133V134H233ZM238 133V134H237ZM261 133V134H260ZM49 134H50V136H49ZM163 134L165 135V137H163ZM201 135V136H199V135ZM248 135L249 137L250 136H252V137H250L251 138V141H250V138L249 139H247L248 141H250V142H248V143H252V145H248L247 147H245V145H247V143H246V141L247 140H245V138L247 137L248 138V136H246L245 137V135ZM3 134L2 133H0V155L1 156H3L5 153V149H7V148H5V147H9V145L7 144V142L6 141H3L2 140V138H1V136H2ZM54 135V136H53ZM190 135H192V136H190ZM198 136V137H196V138H194L195 136ZM53 136V137H52ZM160 136L162 137V138H160ZM169 136V135H168ZM231 136L234 138V139H232L231 138ZM241 136V137H240ZM3 137V136H2ZM56 137V138H55ZM62 137V138H61ZM201 138V140H200V138ZM223 139H222V138ZM244 137V138H243ZM4 138V137H3ZM55 138V139H54ZM160 138V139H159ZM164 138V139H163ZM197 138H199V139H197ZM207 138V137H206ZM229 138V139H228ZM236 138H237V141L236 142H234L235 140H236ZM238 138H239V140H238ZM242 138V139H241ZM167 139V140H166ZM194 139V140H193ZM230 139H231V141H230ZM240 139H241V141H240ZM245 141H244V140ZM263 139V140H262ZM163 140L165 141V143L163 142ZM199 140V141H198ZM228 140H229V142H231V143H229L228 142ZM234 140V141H233ZM3 141V142H2ZM189 142V144H190V142H191V144L190 145H187L185 142ZM192 141H194V142H192ZM195 141H198V142H195ZM206 142V143H208V147L206 146V143H204V142ZM261 141H263V143H261V145L262 146H260V142ZM187 142V143H188ZM209 142H210V144H209ZM221 144H220V143ZM233 142V143H232ZM243 142H245L244 144H243ZM255 144H254V143ZM258 142V143H257ZM47 143V144H48ZM170 144L171 145V148L167 145H164V146H166L164 149L162 148V146H163V144ZM240 143V144H239ZM242 143V144H241ZM51 145H49V147L50 146H52L53 147V144L52 143H50ZM155 144H157V145H155ZM160 144V146H159V148L157 147L158 145ZM232 144V145H231ZM237 144V145H236ZM259 144V145H258ZM2 145V146H1ZM146 146V148H145V146ZM155 145V146H154ZM186 145L187 146H190L193 150H190L188 147V149L187 148H185L186 147ZM231 145V146H230ZM234 145V146H233ZM240 145V146H239ZM255 145H257V147L255 146ZM5 146V147H4ZM91 146H94V145H91ZM140 146V145H139ZM173 146H174V148L176 149H173ZM182 146V147H181ZM183 146H184V148H183ZM211 146V147H210ZM233 146V147H232ZM252 146L253 147H255L254 149L252 148ZM3 147H4V149H3ZM157 147V148H156ZM160 147H161V153H159L160 151H159V149H160ZM177 147V148H176ZM212 147H213V149H212ZM222 147H223V149H222ZM225 147V148H224ZM251 147V148H250ZM260 147H262V148H260ZM89 148H90V146H89ZM155 148L156 149H158L157 151H159V152H156V151H154L153 152V150H155ZM166 148H167V150H166ZM201 150V152H200V150ZM209 148H210V152H211V154H213V155H211V154H206V153H204V151L207 149L208 150V152H209ZM234 148V149H233ZM242 148V149H241ZM250 148V149H249ZM256 148H258L259 150H257ZM149 149L152 151H150L151 153H149ZM163 149V150H162ZM168 149H169V151H168ZM170 149H173L174 151H176V152H178L176 155H175V158H173V153H174V151H173V153L170 151ZM181 149V150H180ZM184 149V150H183ZM199 150V152L198 151H196L195 152V150ZM202 149L204 150V151H202ZM215 149V150H214ZM233 149V150H232ZM3 150V151H2ZM186 150V151H185ZM189 150L190 151H192V152H189ZM206 150V151H207ZM213 150V151H212ZM222 150V151H221ZM227 150V151H226ZM244 150V151H243ZM256 150V151H255ZM188 153L189 155H191V157L189 156V155H187L186 153ZM188 151V152H187ZM194 151V152H193ZM215 151V154L213 153ZM218 151L220 152L219 154H218ZM233 151V152H232ZM237 151V152H236ZM255 151V152H254ZM163 152H165L166 153V156H165V153H163ZM168 152H171V154L172 155H170V153L168 154ZM181 152H183V156L182 155H180L181 154ZM198 152V153H197ZM217 152V153H216ZM222 152H226V153H222ZM232 152V153H231ZM236 152V153H235ZM238 152H240V153H238ZM261 152V153H260ZM154 153V154H153ZM156 153V154H155ZM184 153H185V155H184ZM191 153V154H190ZM193 153V154H192ZM203 153V154H202ZM222 153V154H221ZM241 153H242V155H241ZM125 155H126V153H124ZM165 156H163V155ZM167 154H168V156H171V157H168L167 156ZM202 154V155H201ZM218 156H217V155ZM231 154H233V155H231ZM236 154V155H235ZM160 155H162V156H160ZM178 155V156H177ZM180 155V156H179ZM197 155H198V157H197ZM199 155H201L200 156V158H201V160L199 159ZM263 155V156H262ZM5 156V155H4ZM131 156H134V157H139L138 158V160H137V158H133V157H131ZM196 156V157H195ZM209 156H211V157H209ZM217 156V157H216ZM220 156V157H219ZM230 156H232L231 158H230ZM237 156V157H236ZM251 156H252V158H251ZM26 157V158H25ZM25 157H21V160L23 161V165L22 166H24L23 168L25 169L27 166H29V167H27L26 169H25V171H24V169H23V172H22V174L19 176V180H17V179H15V181L13 182V184H12V187L13 188H11L12 190H10V192H9V201H10V203L13 205H11L13 208H15L16 210L13 212L14 214H13V219L14 220H12V222H13V224H12V229L13 230H15L16 232V235H22L23 233L25 234V233H28V232H31L32 230H33V226H34V216H33V214H32V209H30L31 207V202L33 203V201H34V197H35V195L37 194V191H36V187H33V183H32V180L31 179H33L32 177H33V175L31 174V156H25ZM30 157V158H29ZM122 157H124V158H122ZM168 157V159H165V158H167ZM177 157V158H176ZM197 159L196 161H194L195 160V158ZM219 157V158H218ZM258 157V158H257ZM29 158V159H28ZM170 158H172V159H170ZM192 158V159H191ZM204 158H205V160H204ZM214 158H216V160L214 161ZM226 158V159H225ZM237 158H239V159H237ZM12 159V158H11ZM24 159V160H23ZM170 159V160H169ZM249 159V160H248ZM263 159V160H262ZM27 161V163H26V161ZM142 160H143V163H142ZM192 160V161H191ZM199 160V161H198ZM225 160V161H224ZM245 160H248V161H246L245 162ZM138 161V162H137ZM228 161V162H227ZM232 161H234V162H232ZM29 162V163H28ZM126 162V161H125ZM193 162H194V164H193ZM199 162H201V163H199ZM209 162H211V163H209ZM217 162V164H214V163H216ZM232 162V163H231ZM235 162H237V163H235ZM141 163H142V165H141ZM196 163H199V165L198 164H196ZM206 163V164H205ZM209 163V164H208ZM224 163V164H223ZM227 163V164H226ZM239 163V164H238ZM260 164V165H258V164ZM25 164V165H24ZM125 164V163H124ZM210 165V166H208V165ZM211 164H214V165H211ZM219 164V165H218ZM257 164V165H256ZM132 167H131V166ZM140 165V166H139ZM194 165V166H193ZM236 165H238V166H236ZM151 168H150V167ZM193 166V167H192ZM231 166V167H230ZM233 166V167H232ZM253 166H254V168L256 169H254L253 168ZM116 167H118V168H120V174H117V176H116V173H118L119 171H118V169L116 168ZM126 167H131V170L129 169V168H126ZM213 167V168H212ZM215 167V168H214ZM218 167V168H217ZM230 167V168H229ZM237 167V168H236ZM249 167V168H248ZM259 167L261 168V169H259ZM29 168V169H28ZM149 168V169H148ZM223 168V169H222ZM239 168H241V169H239ZM243 168V169H242ZM127 171H125V170ZM128 169H129V171H128ZM217 169L219 170V171H217ZM224 169H226V170H224ZM237 169H239L238 171H237ZM27 170V171H26ZM29 170V171H28ZM151 170L154 172V175H152L153 174V172H151ZM196 170V171H195ZM211 170V171H210ZM230 170V171H229ZM123 173H122V172ZM221 171H222V173H221ZM224 171V172H223ZM244 171H250V172H244ZM25 172V173H24ZM196 172V173H195ZM217 172V174H215ZM241 172V173H240ZM26 173H28V174H26ZM157 173H159L158 175L160 176H158V175H156V176H158L156 179V181L154 180V177L153 176H155V174H157ZM211 173V174H210ZM214 173V174H213ZM226 175H225V174ZM232 173V174H231ZM239 173V174H238ZM244 173V174H243ZM245 173H248V174H245ZM26 174V175H25ZM32 176H31V175ZM149 174V175H148ZM167 174V175H166ZM224 174V175H223ZM30 175V176H29ZM164 175V176H163ZM217 175V176H216ZM222 175V176H221ZM235 175V176H234ZM237 175V176H236ZM241 177H240V176ZM247 175L249 176V177H247ZM25 176H26V178H25ZM27 176H29V177H27ZM102 176H104V177H102ZM155 176V177H156ZM219 176H221V177H219ZM243 176H245V177H243ZM106 177V178H105ZM199 177V178H198ZM230 177V178H229ZM236 177H237V179H236ZM240 177V178H239ZM23 178V179H22ZM134 178V179H133ZM159 178V179H158ZM196 178V180H198V181H195L194 179ZM198 178V179H197ZM211 178V181L209 180ZM228 178L229 179H231V180H229L228 181ZM246 178V179H245ZM248 178H250V181L248 180ZM25 179H26V181H25ZM104 179H106V180H104ZM234 179V180H233ZM171 180V181H170ZM184 180V181H183ZM186 180V181H185ZM191 180V181H190ZM193 180V181H192ZM206 181L205 183H203L202 184V182H200V181ZM209 180V181H208ZM216 180V181H215ZM102 181V182H101ZM132 181V182H131ZM155 181V182H154ZM158 181V182H157ZM167 181V182H166ZM190 181V182H189ZM224 181H226V182H224ZM233 181V182H232ZM96 184H95V183ZM99 182H100V184H99ZM105 182V183H104ZM183 184H182V183ZM193 182H194V184H193ZM195 182H196V184H195ZM222 182H224V183H222ZM17 184V186H15L16 184ZM21 183H22V186H20L21 185ZM23 183H24V185H23ZM26 183V184H25ZM156 185H155V184ZM158 183H159V185H158ZM188 183V184H187ZM198 183V184H197ZM207 183V184H206ZM263 183V184H262ZM29 184V185H28ZM32 184V185H31ZM130 184V185H129ZM137 184V185H136ZM152 184H154L153 186H151ZM162 184V185H161ZM163 184H165V185H163ZM168 184V185H167ZM188 185L189 187L188 188H186L187 186H184V185ZM203 185V187H202V185ZM205 184V185H204ZM224 184V185H223ZM228 184V185H227ZM95 185H96V187H95ZM133 185V186H132ZM179 185H182V186H179ZM192 185V186H191ZM193 185H197V187L195 188V186H193ZM199 185V186H198ZM223 187H222V186ZM227 185V186H226ZM20 186V187H19ZM29 186V187H28ZM32 186V187H31ZM35 186V185H34ZM130 186H132V190L130 189ZM160 186H161V188H160ZM174 186V187H173ZM207 187V188H205V187ZM210 186V187H209ZM28 187V188H27ZM31 187V188H30ZM180 187V188H179ZM181 187L182 188H184V189H181ZM191 187H193L192 189H191ZM201 187V188H200ZM18 188V189H17ZM36 188V189H35ZM101 190H100V189ZM131 191V192H129V190ZM159 188V189H158ZM162 188H164V189H162ZM168 188V189H167ZM173 188H174V191L172 192V190H173ZM180 190H179V189ZM201 190H200V189ZM208 188H209V191H208ZM213 188V189H212ZM16 189V191H14V190ZM28 189H29V191H30V193L28 194ZM35 189V190H34ZM134 189V190H133ZM161 189V190H160ZM169 189H170V191H169ZM200 190V192L198 191V190ZM93 190V191H92ZM193 190V191H192ZM14 191V192H13ZM33 191V192H32ZM90 191H92L91 193H90ZM134 191V192H133ZM143 191V192H142ZM192 191V192H191ZM213 191V193H211ZM130 194H129V193ZM170 192L171 193H173V194H170ZM175 192V193H174ZM197 192V193H196ZM128 194V195H125V194ZM147 193H148V195H147ZM155 195H154V194ZM167 193V194H166ZM181 193V194H180ZM197 194V195H195V197H194V194ZM203 193V194H202ZM204 193H205V195H204ZM215 193V194H214ZM11 194V195H10ZM13 194V195H12ZM16 194V195H15ZM32 194V195H31ZM91 194V195H90ZM138 194V195H137ZM164 194V195H163ZM176 194V195H175ZM199 194V195H198ZM214 194V195H213ZM90 195V196H89ZM130 195V196H129ZM153 195V196H152ZM160 195L162 196V199H161V197H160ZM170 195H174V196H171L172 198H170L169 196ZM209 195V196H208ZM211 195V196H210ZM19 196V197H18ZM146 196V197H145ZM150 196V197H149ZM159 196V197H158ZM163 196H165V197H163ZM203 196V197H202ZM206 196H208V198L206 197ZM15 197V198H14ZM26 197H27V199H26ZM33 197V198H32ZM87 197H89V199L92 197V200H89ZM129 197H131L132 198V200H131V198H129ZM133 197H136V199L135 198H133ZM158 199H157V198ZM178 197H181L180 199H181V202H180V199H178ZM197 197H198V199L200 200H198L197 199ZM209 197H211L210 199H209ZM216 197V198H215ZM18 198V199H17ZM154 198V199H153ZM164 198V199H163ZM165 198H168V200L167 199H165ZM177 198V199H176ZM204 198V199H203ZM208 200H207V199ZM23 199H26L24 202H23ZM28 199H30L29 201H31V202H29L28 201ZM144 199H146V200H144ZM153 199V200H152ZM172 199L174 200V199H176L175 200V203H174V201H172ZM194 199V200H193ZM197 199V200H196ZM213 199V200H212ZM21 200H22V202H21ZM86 200H88V201H86ZM149 200V201H148ZM166 200V202H168V203H171V204H174V206H176L175 207V212H176V215L174 216V215H171V217L173 218L174 217V220H172V219H169V218H167V217H160V215L158 214V212L155 210V209H153V211L152 212H150V214H149V216H150V218L148 219L147 218V216L145 215V211L146 210H148V209H150V208H154L155 206H157V205H159L160 203L159 202H162V201H165ZM177 200H178V202H177ZM185 200V201H184ZM190 201L191 203L193 202V201H195V202H193L192 204L195 206V208H196V205H197V208H196V210H195V208H194V206L192 205V204H190V202H188V201ZM206 200V201H205ZM12 201V202H11ZM135 201V202H134ZM138 201H141V202H138ZM148 201V202H147ZM151 201H153V204H152V202ZM156 201V202H155ZM157 201H158V203H157ZM197 201V202H196ZM215 201H216V203H215ZM14 202V203H13ZM27 202V203H26ZM124 202H125V204H124ZM181 204H180V203ZM183 202H186V203H188L187 205L189 206V207H187V205H186V203H183ZM199 202V203H198ZM213 202V203H212ZM132 203V204H131ZM145 203H146V205H145ZM220 203H221V205H220ZM262 203V204H261ZM15 204H16V206H15ZM23 204H24V206H26V207H28V210H27V208L25 207L24 208V206H23ZM128 204V205H127ZM131 204V205H130ZM135 204L137 205L136 207H135ZM152 204V205H151ZM179 204V205H178ZM211 204V205H210ZM22 207H21V206ZM124 205H126V206H124ZM212 205H213V207H212ZM22 208V210H19L20 209V207ZM83 206V207H82ZM85 206V207H84ZM191 206H193V207H191ZM82 207V208H81ZM133 207V208H132ZM147 207V208H146ZM187 207V208H186ZM218 209H217V208ZM19 208V209H18ZM135 208V209H134ZM179 208V209H178ZM184 209V210H182V209ZM193 208V210H192V212H191V209ZM211 208V209H210ZM213 208V209H212ZM260 208H262L263 209V211H262V209H260ZM17 209L19 210L18 212H17ZM84 211H83V210ZM248 211H247V210ZM136 210V211H135ZM180 210V211H179ZM181 210L182 211H184V212H182L181 213ZM185 210H187V211H185ZM195 210V211H194ZM210 210V211H209ZM213 210V211H212ZM218 210V211H217ZM222 210H223V212H222ZM246 210V213L244 212ZM261 210V213H262V215H263V217H262V215H260L259 216V218H257V220L258 219H260L258 222H257V220L255 219L256 217H257V215H259V211ZM24 211V212H23ZM77 211V212H76ZM79 211H80V213H79ZM83 211V212H82ZM217 211V212H216ZM249 211H251L250 213H248ZM257 211H258V213H257ZM20 212V213H19ZM27 212V213H26ZM34 212V211H33ZM178 212V213H177ZM189 212V213H188ZM221 212V213H220ZM256 212V213H255ZM17 215H16V214ZM22 213V215H24V216H18V215H20ZM215 213H217V214H215ZM223 213V214H222ZM260 213V214H261ZM83 214H85V216L83 215ZM155 214V215H154ZM189 214V215H188ZM213 214V215H212ZM222 214V215H221ZM225 214V215H224ZM228 214V215H227ZM185 215V216H184ZM216 215H217V217H216ZM230 215H232V217L230 216ZM246 215H248V216H246ZM254 215H256V217L254 218ZM17 216V217H16ZM79 216H81V218H83L82 219V221H81V218L79 217ZM177 216H178V218H177ZM187 216V217H186ZM190 216V217H189ZM225 216V217H224ZM226 216H227V218L228 219H226ZM235 216V217H234ZM22 217H26V218H22ZM154 217V218H153ZM184 217L186 218V219H184ZM224 217V218H223ZM86 218V219H85ZM222 218H223V220H222ZM262 218V219H261ZM20 219V220H19ZM21 219H23L22 221H21ZM76 219V220H75ZM130 219V220H129ZM251 219V220H250ZM256 220V222L255 221H252V220ZM71 220H73V221H71ZM171 220V221H170ZM177 220V221H176ZM17 221H19L18 223L20 224V226H19V224L17 223ZM24 221V222H23ZM79 221V222H78ZM140 223H139V222ZM263 221V222H262ZM20 222H23L22 224L20 223ZM75 222V223H74ZM77 222V223H76ZM84 222V223H83ZM178 222V223H177ZM185 222V223H184ZM256 224H255V223ZM262 222V223H261ZM15 223V224H14ZM81 223V224H80ZM146 223V224H145ZM171 223H173V224H171ZM182 223H184V224H182ZM259 223V224H258ZM18 224V225H17ZM78 225V227L76 226V225ZM181 225V227H180V225ZM226 224V225H225ZM235 224V225H234ZM257 224H258V227L259 226H262V227H260V228H258L257 227ZM263 224V225H262ZM72 225V226H71ZM177 225V226H176ZM183 225V226H182ZM238 225H240V227H238ZM251 225V226H250ZM77 228H76V227ZM80 226V227H79ZM179 226V227H178ZM254 226V227H253ZM73 227V228H72ZM151 227V230L149 229ZM183 227V228H182ZM22 228V229H21ZM71 228V229H70ZM76 228V230H74ZM178 228V229H177ZM225 228V229H224ZM230 228H232V229H230ZM251 228V229H250ZM257 228V229H256ZM0 231H2L3 230V228L0 226ZM185 229H187V230H185ZM22 232H21V231ZM160 230V231H159ZM183 230V231H182ZM258 230L260 231V232H262V233H259L258 232ZM75 231V232H74ZM76 231H78V232H76ZM151 231V232H150ZM163 231V232H162ZM168 231V232H167ZM179 231H182V232H179ZM218 231V232H217ZM250 232V234H249V232ZM251 231H253V232H251ZM3 232V231H2ZM2 232L0 233V236H1V234H2ZM148 232H149V234H148ZM159 232V233H158ZM177 232V233H176ZM259 234H258V233ZM73 233V234H72ZM77 233V234H76ZM126 233V234H125ZM165 233V234H164ZM181 235H179V234ZM187 233V234H186ZM236 233H239V234H236ZM29 234V233H28ZM69 234V235H68ZM78 234H80L79 235V237H77L78 236ZM114 234V235H113ZM115 234H116V236H115ZM155 234H156V236H155ZM176 234V235H175ZM217 234V235H216ZM234 234V235H233ZM247 234H249V235H251V236H249V235H247ZM253 234V235H252ZM260 234H263V236H261ZM65 235V236H64ZM76 235V236H75ZM164 235V236H163ZM170 235V236H169ZM224 236V239L222 238V237H220V236ZM256 235H257V238H256ZM123 236V237H122ZM159 236H160V238H159ZM177 236V237H176ZM243 236H245V237H243ZM258 236H259V239H261V240H259L258 239ZM261 236V237H260ZM67 237V238H66ZM70 237H72V238H70ZM76 237V238H75ZM113 237V238H112ZM118 237V238H117ZM141 237V238H140ZM147 237V238H146ZM153 237V238H152ZM166 237V238H165ZM184 237V238H183ZM227 237V238H226ZM69 238V239H68ZM165 238V239H164ZM174 238V239H173ZM180 238H182V239H180ZM230 238V239H229ZM72 239V240H71ZM159 239V240H158ZM173 239V240H172ZM214 239H216V240H214ZM229 239V240H228ZM250 239V240H249ZM251 239H252V241H251ZM256 239V240H255ZM182 240V241H181ZM233 240H235V242L233 241ZM69 241V242H68ZM72 241H73V243H72ZM152 241H154V242H152ZM174 241V242H173ZM179 241H181V242H179ZM215 241V242H214ZM226 241V242H225ZM229 243H228V242ZM233 241V242H232ZM243 241V242H242ZM250 241H251V243H250ZM261 241V242H260ZM165 244H164V243ZM167 242V243H166ZM184 242V243H183ZM237 242H238V244H237ZM244 242H246L245 244H248V246L247 247H243V245L244 246H246L245 244H244ZM258 242V243H257ZM68 243V244H67ZM112 243V244H111ZM158 243H160V244H158ZM178 243H180V244H178ZM224 245H223V244ZM236 243V244H235ZM249 243H250V245H252V246H250L249 245ZM256 243V244H255ZM7 244V243H6ZM65 244H67V245H65ZM71 244V245H70ZM118 244V245H117ZM167 244V245H166ZM172 246H171V245ZM216 244L217 245H219V247L218 246H216ZM220 244H221V246L223 245V249L221 248V246H220ZM262 244V245H261ZM166 245V246H165ZM175 245V246H174ZM253 245L255 246V247H253ZM109 246H110V248H109ZM161 246V247H160ZM178 248H177V247ZM84 247H87L88 249H89V251H90V255L89 256H84V255H82V249L84 248ZM157 247V248H156ZM167 249H166V248ZM170 247V248H169ZM213 247H215V248H213ZM217 247H218V249L219 250H217ZM253 247V248H252ZM156 248V249H155ZM172 248V249H171ZM175 250H174V249ZM244 248V249H243ZM162 249V250H161ZM179 249V250H178ZM215 250V251H212V250ZM250 249V250H249ZM253 249H255V251L253 250ZM158 252H157V251ZM168 250V251H167ZM173 250V251H172ZM239 250L242 252H239ZM251 250H253L252 252L254 253H256L255 255H252V257L251 256H249V254L251 255V253L252 252H250ZM110 251V253H107V252H109ZM151 251V252H150ZM178 251V253L180 252V254H176V252ZM198 251V253H196ZM212 251V252H211ZM148 252V253H147ZM166 252V253H165ZM187 252H193V253H187ZM209 252V253H208ZM258 252H259V254H258ZM115 253V254H116ZM130 253L132 254L130 257H127V259H124L123 260V263H125V264H137L138 263V261L136 260V248L133 246V247H131V249H130ZM213 253V254H212ZM246 253V254H245ZM247 253H249V254H247ZM252 253V254H253ZM184 254V255H183ZM193 254H195L196 256H197V258L196 257H194V256H192ZM221 254V255H220ZM227 254V255H226ZM16 255V257H17V261H18V263L20 262V264H31L32 262H33V260H32V258H27V257H21L18 253L17 254H15ZM170 255L172 256V258H170ZM217 255V256H216ZM220 255V256H219ZM249 256V257H248ZM255 256L257 257V258H255ZM261 256V257H260ZM169 257V258H168ZM194 257V258H193ZM229 257H230V260H229ZM249 258V259H246V258ZM259 257H260V259H259ZM174 258H176V259H174ZM24 259V260H23ZM107 259V260H106ZM165 259V260H164ZM174 259V260H173ZM178 259V260H177ZM189 259H190V261H189ZM194 259V260H193ZM201 259V260H200ZM245 259V260H244ZM90 260V261H89ZM172 260V261H171ZM196 260V261H195ZM220 260V261H219ZM225 260V261H224ZM28 261V262H27ZM65 261V262H64ZM167 261H168V263H167ZM170 261V262H169ZM180 261V262H179ZM209 261V262H208ZM217 261V262H216ZM219 261V262H218ZM223 261H224V263H223ZM256 261H250L249 262V264H251V262L253 263V264H257L258 262H256ZM25 262V263H24ZM102 262H104V263H102ZM172 262V263H171ZM221 262H220V264H221ZM258 263V264H259ZM32 264H34V263H32ZM60 264H62V262L60 263ZM203 264H206L205 262L203 263Z\"/></svg>",
	"mask_w": 264,
	"mask_h": 264
}]
</instances>
